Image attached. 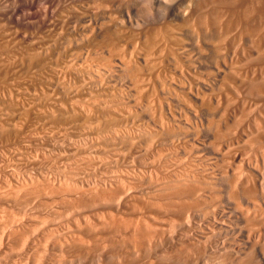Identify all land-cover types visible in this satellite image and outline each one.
<instances>
[{
    "label": "bare ground",
    "instance_id": "6f19581e",
    "mask_svg": "<svg viewBox=\"0 0 264 264\" xmlns=\"http://www.w3.org/2000/svg\"><path fill=\"white\" fill-rule=\"evenodd\" d=\"M250 1H253V0H250ZM257 1L260 2L261 0H257ZM95 2L96 1H94V3H92L93 7H95V8H92V10H90V9H88V8H90L89 7L90 4L87 5L89 2L88 3L86 2L87 3L86 4L83 0H0V154H1V151L3 152L1 154L2 156H0V190H1V192L2 191L3 192L4 191H16L18 193V192L22 191L23 193L22 192H20V193L24 194L25 193L24 191H27V193L33 194V195L38 194V193L41 194V192L42 193L44 192V195L46 194V196H44L45 199L47 198L49 200L51 198H58V202H59V199L64 201V202L62 201L63 202L62 204H64V203L66 204L67 200L72 202L74 204V207H75V214L73 211L74 209L72 210L71 208H68V209L72 210L71 213L74 215V216H72L73 219L72 220L70 219L71 221L69 220L70 222L68 220H66V221H68V223L65 224L66 222H64L65 225L64 224L59 225V223L57 226L48 225L47 222H49V221H47L46 218L49 217V215H50L49 212L51 211L48 208L49 214L48 213L46 214V216L48 215V217H46V218L44 217L45 221L39 220L40 222L42 221V223H43V224L41 223V225L39 227H42L44 225V222L47 221L46 225H48V228L46 230L44 229L45 231L42 230L43 231L42 234H38V232L39 231L41 232V230H39L37 232L34 231L38 235L32 232L33 233L32 236L34 238L36 235V239H39L41 237L42 240L46 239V241L48 240L47 242H49V243H50L49 240H51V241H53V244L56 245L55 247H57V246H60V248L63 247V249H61L62 251L64 250V248L71 246V243L72 244L77 243L78 245H80V248L82 247L84 250H87V251H89L90 249H96V248L100 247L99 243L101 242V239L99 238V241H100L98 243L99 246L96 247V245L94 244L96 248H92L93 242L91 240H86V239L84 240L83 239V236H86V235H82V234H84L83 230H84V232L92 233V232L98 231L100 228L102 230L103 227L111 226V227H113V229H115V231H114L115 233L113 231L111 232L112 235H113V233H114V235H117L116 232H118L120 227L122 228V224H124V226L126 227L125 230L126 229L129 230V228H130L131 232L133 231V235L132 234H130V235L132 236L133 242H135L137 244V242L140 241L137 232L142 227L141 222H143L142 224L145 225L144 228L146 229V232L143 233L145 239L151 240V239L155 238L156 234H157L156 230L158 229V232H159V230H161V231H170L171 233H173L172 235H174V238L170 239L171 234H169L167 236L169 237L170 242L175 244V248H176V244L178 246V245H182V244L185 245L186 243H188V245H189V243L195 244L199 248H200V246H202L204 248L205 254H204V257H202V260L198 261L199 264H210L211 261L217 256H221L223 254H224V256H225V254H226V256H228L227 253H229V252L235 253L236 251H239V250H237L239 247L237 248L235 245L240 246L241 245L240 243H242V242L238 241V242H240L239 243L240 245H238L237 242L235 244L233 241H231V240H233V238L231 240H229L230 238L227 239L228 237H230V235H228V237L226 236L227 238H225L223 236V232H222L223 229L221 227L223 225L222 220L224 219L223 215H226L227 213L224 214L223 210L220 212V211H217L215 209L206 210L203 213V215L199 214V212L196 213V211H198V209L200 208V206L203 203H205V204L207 203L206 201H208L209 194H212V192H209V191L210 190L212 191V189L214 187L213 184L216 183V182H214L215 179L217 178L216 175L217 174L219 175V173H216L217 169H214L213 166L210 164V162L212 161V158L207 156L206 154H204V147L207 146L208 144L205 145V142H201V141H199V142L192 141L191 139L188 138L189 137L188 136L187 138L179 140L178 142H174V141L170 142L171 145L169 146L167 143V139H168V137L171 138L170 136H172L171 134L173 133L172 129H175V127L172 128V126H171L172 122L163 119V120H161V122H158L159 120L157 121V123H155L156 121L153 122V124H154L153 126H146L147 124L144 125V123L141 122V119L139 120V117L141 115L138 114L137 112H135L136 110L132 109V105L130 104L131 101L129 102V99H128V98H130L128 96V94H126L122 90H118V88L113 85V82H112V84L107 83V79L109 77L110 78L112 77V78H114L113 80H115V77H118V76L122 77V75H124L126 78L129 79L128 83H129L130 90L134 91L135 92L134 94H136L135 95L136 98L135 97L134 98L136 99L137 104L144 103L148 106V108L149 107L151 108L153 106H157L159 104L160 101L158 100L159 98L157 97L156 102H157V100L159 102H158V104L155 105V99L153 100L150 98V92L149 91H150V89L154 88V81H157L156 79L160 78L159 76H161V71H162L161 68H164L165 61L168 59L165 58L166 55L164 57L166 60L163 58H160V55L162 53L159 55L157 53V51H158L157 48L158 47L160 48L162 46L161 41L159 40L160 44L158 42L156 44V41H154L153 36L149 35L151 33L147 34V32L149 30L146 32L147 28L143 29L145 27H148L151 24V22H150V24H149V22H146L144 24H142V23L140 24V22L139 23L137 22V24L134 25L133 22L131 21V19L126 20L124 17H122L123 19L116 17L117 13H115L114 11H113L114 12L113 13L109 9V7H111V5L109 4L110 1H109V3L108 2L105 3L106 2L105 0H103V1L100 0L99 2H101V3L97 2V3H99L98 5ZM102 2L105 3L104 4L105 6L103 5V7H105V8H103L101 6ZM142 2H144V4L141 5V6L144 5L143 11L146 9L145 6L148 9V6L152 5V4H157L161 8L160 9L161 12L163 9L165 11L166 9L168 10V8L169 9H173V8L175 9V7L178 6L177 5L178 0H144ZM207 2H203V3H207ZM223 2L225 3L224 0H223ZM232 2L233 1L231 0L230 3H232ZM210 3L213 4V1H210ZM217 3H219V2H217ZM236 3H238V2H235V4ZM247 3L248 2H246V6L248 7ZM253 3L254 2H252L251 5H253ZM112 4H113V2H112ZM125 4H123V5H125ZM256 4L258 6L257 2H256ZM226 5H227V2H226ZM259 5H260V3H259ZM261 5H263V4H261ZM195 6H194V8H195ZM235 6H237V5H235ZM61 7L62 8L64 7L63 10ZM199 7H201V6H199ZM221 7H223V5ZM251 7H253V6H251ZM258 7H257V9H258ZM194 8L190 4V6L188 8L186 7V9L180 11L178 13L179 15H177V16H180V18L181 17L182 18H189L190 16H194L195 15L194 12L199 10V9H196V8H198V7H196L195 8L196 10H194V12H193ZM240 8H242V7H240ZM101 9L107 10V13H108L107 18H109V19L107 20V22L105 21L106 22L105 24L103 23L102 26L99 27L100 31L98 33L94 32V30L97 29V28H95L93 30V34L91 37H87V35H86V37H87L86 40H88V38H90L88 42L86 41L87 43L86 42L81 43V41L75 39L74 33H72V35L74 34V36H72V38L73 37L74 38L72 40H70V38H69L70 32H69L68 33L69 40H66L67 42H65L67 45L63 47L62 44H60L62 46V48H61V46H58V43H61L58 41H60L62 39H63L62 42L65 41L64 38H65V36H67L66 33L68 31H70L71 29H73L76 32L80 31L79 30L80 25H77V22H78V20H80V18H83L87 15H90V13H93L94 11H96V12H94V15H95V13L97 14L98 12H100ZM147 9H146V11H147ZM149 9L151 10V8H149ZM211 9H213V8H211ZM215 9L217 10V8H215ZM215 9H214V11L216 12ZM233 9H231V10H233ZM260 9H262V8H260ZM260 9L258 11H260ZM127 10H129V8ZM221 10H223V8ZM243 10H244V8H243ZM245 10H247V8ZM255 10H252V11H255ZM262 10H264V9H262ZM168 11H166V12H168ZM199 12H198V14H199ZM218 12H220V11H218ZM107 13L105 12V14H107ZM151 13H152V10H151ZM151 13H149V14L151 15ZM246 13H247V11H246ZM246 13L245 14L243 13V15H246ZM252 13H254V12H252ZM263 13H264V11H263ZM263 13L261 12L260 14H263ZM114 14H116V15H114ZM206 14L208 15V12ZM97 15H95V17ZM230 15H231V13H230ZM226 16H229V14H227ZM231 16H233V15H231ZM246 16H244L245 19H246ZM251 16L252 15H250L249 17H251ZM199 17H200V15H199ZM191 18H193V17H191ZM229 18H227V19L229 20ZM247 18H248V16H247ZM214 19H215V21L213 20L214 22H217V23L219 22V21H217L218 17H217V19L214 17ZM239 19H241V17ZM245 19L242 21H246ZM252 19H250V20H252ZM254 19H256V18H254ZM96 20H97V18H96ZM206 20H205V22H208ZM187 21H188V23H190L188 19H187ZM235 21L237 22L239 20H235ZM242 21L237 22L235 24H230V25L228 24V26L226 27V29L223 32H222V29L220 30L221 36L222 35L228 36L230 34L229 32L231 31V29H233L234 27L237 28L236 30L238 31L241 27ZM39 22L42 24H40ZM220 22H221V19H220ZM231 22H233V21L231 20ZM246 22H248V20ZM259 22H261V21H259ZM213 23L211 22V24H213ZM35 24L42 25L41 26L42 31L39 33V31L37 30L38 33L31 34V33L35 32L37 28L32 27V28H35V31H34V29H30V30H32V31H30V30H28L30 28L29 25L35 26ZM128 24H131L134 28L136 26L135 29H139L141 31L145 30V31L141 32V34L138 31L139 35L137 34L138 36L135 37L134 40H133V37H134L133 35L135 34V32L132 31V35H131V36H133V37H131L132 40H131V38L128 37L131 33L128 36L126 35L128 37V39H127L126 37L123 36L124 34L122 32L127 27H130V26H128ZM199 24H200V22H199ZM222 24H223V22H222ZM225 24H227V23L225 22ZM248 24H249V22H248ZM251 24L254 25V22H252ZM261 24L262 23H260V26H258V29L257 28H256V30L253 29V33L249 28L250 25H249V27L247 26L249 28V30L247 28L248 32L250 33V31H251L253 36H254V34H257V37L259 35L260 38H261V36L264 38V35H263L264 31L261 30V28H262ZM203 25H205V23H203ZM206 25H207L206 27L209 28L208 24H206ZM218 25H219V23L213 24V26L214 27L216 26L219 30ZM224 25H223V27H225ZM245 25H246V23H245ZM257 25H259V24H257ZM25 26H27V28L28 27L29 28L27 29ZM153 26H152V28H153ZM159 26L161 27V25H159ZM23 27L25 28V30L27 29V31L31 32V33L28 34L27 31H23L24 30ZM169 27L170 26L168 25V28ZM212 27L210 26V28H212ZM254 27H256V26H254ZM259 27H261V28H259ZM39 28H40V26H39ZM149 28H151V27H149ZM161 28H159V29H161ZM165 28H167V27L164 26L163 29H165ZM195 28H196V26L193 29H195ZM203 28H204V26H203ZM159 29L156 30V31H158L157 32L158 34L161 33V32L159 33ZM171 29H173V28H171ZM191 29H192V26H191ZM200 29L202 30V27H200ZM196 30H195V32H197ZM215 30H217V29H215ZM244 30H246V29L244 28ZM244 30H242L241 33H243ZM156 31H155V33H153V35L157 34ZM165 31H168V30L165 29ZM165 31H163V32H165ZM170 31H169V33L168 32H165V33L172 34V36H174L175 33L173 34V32L172 31L170 32ZM176 31L178 32L179 30H176ZM199 31L196 33V36L198 33H200ZM205 31H206V29H205ZM207 31L209 33L210 29H208ZM260 31H263V32H260ZM152 32H153V29H152ZM163 32L161 34H163V37H164L165 35ZM236 32H234V34ZM248 32H246V33H248ZM181 33H179V34H181ZM201 33H203V32H201ZM201 33H200V35H201ZM213 33H214V31H213ZM241 33H239V35H241ZM249 33L247 35L248 37H249ZM78 34H79V32H78ZM84 34H85V32H84ZM158 34L156 35L157 37H158ZM244 34H242V35H244ZM206 35L208 36V34H206ZM216 35H218V34L216 33ZM89 36H90V34H89ZM156 36H155V38H157ZM172 36H171V38H172ZM210 36H212V35H210ZM151 37H152V39H151ZM165 38L167 40H169L168 39L169 36H167V37L165 36ZM173 38L175 39V37H173ZM205 38L206 37H204V39ZM209 38H211V37H209ZM219 38H221L220 40L223 39L222 37H220V35H219ZM228 38H230V36ZM254 38H256V37H254ZM263 38H262V40H264ZM82 39H84V37ZM167 40H164V42L165 41L167 42ZM210 40H212V38ZM214 40H215V38H214ZM223 40H226V39L224 38ZM258 40H260V39H258ZM170 41H172V40H170ZM216 41H218V39ZM182 42H180L181 43L180 45L185 44V43L183 44ZM224 42H226V41H224ZM162 43H163V41H162ZM176 43H174V44H176ZM178 43H179V41H178ZM206 43H209V42L207 41ZM220 43H222V42H220ZM169 44H170V42H169ZM225 44L226 43H224V45ZM255 44H256V42H255ZM255 44H254V46H253L254 48L252 50L259 47L256 45V48H255ZM262 44H263V42H262ZM63 45H65V44H63ZM167 45L168 44H166V46ZM215 45H216V43H215ZM234 45H235V43H234ZM166 46H164V47H166ZM231 46H232V48L234 47L233 45H230L229 47H231ZM164 47H162V48H164ZM179 47H181V46H179ZM218 47H220V46H218ZM225 47L227 48V46H225ZM225 47H223L222 49L224 50ZM260 47L262 50L263 46L261 45ZM171 48H173L172 45H171ZM184 48H186V47H184ZM213 48H215L214 45H213ZM234 48H236V45ZM61 49H63V50H61ZM176 50H177V48H176ZM183 50L186 52V49H183ZM165 51H167V50H165ZM217 51H219V50L218 49L215 50V52H217ZM167 52H169V51H167ZM167 52H166V54H167ZM170 52L172 53V51H170ZM180 52H183V51L180 50ZM227 52H225V53H227ZM242 52H244V49L242 50ZM242 52H238V53H242ZM254 52H256V50ZM173 53H176V52H173ZM222 53H224V51ZM244 53H242V54H244ZM168 54H170V53H168ZM183 54H181V55L183 56ZM255 54L257 55V53H255ZM259 54H262V53H259ZM259 54L257 55L258 57H260ZM174 55H176V54H174ZM227 55H228V53H227ZM237 55H241V54H237ZM171 56H173V54ZM178 56H179V53H178ZM188 56L190 58V55H188ZM221 56H224V55L221 54ZM242 56H244V55H242ZM242 56H241V58L238 56V58L246 59L245 57L242 58ZM224 57L226 58V56H224ZM253 57L255 58V56H253ZM253 57H250V58H253ZM262 57L264 59V56H261L260 58H262ZM171 58H173V57H171ZM179 58H180V56H179ZM185 58H186V56H185ZM237 59L234 58V60H237ZM255 60H257V58ZM173 61L175 62L176 60H173ZM221 61H223V60H221ZM231 61H233V59ZM189 62L191 63L192 61L190 60ZM189 62H188V64H189ZM176 63L177 62L174 63V66ZM182 63H185V62H182ZM229 63H231V62H229ZM233 63H234V61H233ZM221 64L222 63H220V65ZM231 64H229L228 66H230L231 69L233 70L234 67L232 68ZM239 64L243 65V62L242 63L239 62ZM239 64L237 63V65H239ZM217 65H219V64H217ZM234 65L236 66V64H234ZM174 66L171 68L175 69L176 66L175 67ZM185 66L186 65H184V70L183 69H182V71L180 70L181 71L180 75H183V77L185 76V78H187L186 76L190 77L188 79H190L191 83H192V79L196 82L204 81V78L201 76L202 74L199 75V73H197L196 71L191 70L190 68H192V67H190V68L187 67L185 69ZM181 67L183 68V66H181ZM196 67H197V64H196ZM230 67L228 69V72L230 71ZM262 68H264V67H262ZM193 69L195 70L196 68L194 67ZM217 69H218V67H217ZM220 69H222V68H220ZM253 69H254V67H253ZM175 70H174V73H175ZM256 70H257V68H256ZM203 71L200 70V73ZM220 71L218 70V72H220ZM257 71H259V68ZM257 71L254 70L253 72H250V73H248L246 71L244 74L241 72V70H238V68L237 69L235 68V70L233 72L231 71L233 73L232 76L235 79H238V82H242L241 83L242 84L241 89L243 90V92L241 91L242 93H240V91H236L237 85L235 84L236 86L234 89V91H235L234 95L237 92H239V93H237L238 94L237 98L234 96L236 98V100H232L231 98H229L228 94H226V92L225 93L222 92L221 88H219V87L218 88L220 89V93L219 92L216 93L217 90L215 91L216 94H215L214 98L217 100V103L221 106H226L227 108H228V105L230 104V111H229V113L228 112L227 113L230 114L232 112L231 116L234 118V120H233L234 123H235V121H239V124H240V125L238 124L239 129L237 128L236 131H233L227 135L226 134L224 135L223 134L224 132L222 133L223 135H221L219 133V132H222V131H219L221 129L220 127H219L220 128L219 130L218 129H217V131L214 130L217 132L216 135H215V132L212 133V134H214L213 137H215V139L217 138L218 141L215 140L217 142L222 143V140L223 139L226 140L228 135H231L232 141L235 140V142H232V143H230L231 142L230 141L228 143L226 142L227 144L225 143L224 145H222V144H219L220 146L216 145V148L219 147V153L222 154V156H223V159H222L223 168L221 167L222 170H219L220 168L218 170L221 172V174H227L228 175L230 173H233V175L235 176L234 180H236L233 183L235 188L236 187L238 188V184L240 185L241 183L244 182V181L242 182L243 177H245L248 174V172L251 173L252 169L254 170V174H255V171L259 167V165H258V167L256 165V168L254 167L255 165L254 166L252 165V163H253L252 161L257 158V155H254L252 152H253V150H257V149H258L257 151L260 152L262 150V148L259 147L260 145H258V144H262L264 142V114L261 112V110L257 111V109H259V108H257L259 105L256 107V105L258 103H254L253 101H251V99H249V98L253 97L251 95H256V97L257 96L259 97L260 93H262L264 90V74L260 73V71L259 72H257ZM205 72H203V73H205ZM214 72L217 73L216 70ZM214 72H212V73H214ZM221 72H223V71H221ZM256 72L259 74V76L256 74ZM212 73H210V74H212ZM225 73H227V72H225ZM175 74H177V73H175ZM227 74H229V73H227ZM231 74H230V76H231ZM172 77L173 76H170V78L173 80ZM178 77H180V76H178ZM227 77H229V76L227 75ZM225 78H226V76H225ZM225 78L224 79L222 78L220 80H222V81L227 80V78L226 79ZM234 78H232V79H234ZM181 79L183 80V78H181ZM174 80H175V76H174ZM228 80H230V79L228 78ZM187 81L189 82V80H187ZM231 81H234V80H231ZM108 82H109V80H108ZM165 82H164V84L167 86V84ZM173 83H175V81ZM183 83H182V86H183ZM191 83H189V84H191ZM208 83L209 82H207V84ZM220 83H221V81H220ZM224 83H225V81H224ZM224 83H223V86L224 87H225V85L227 86L226 83H228V82H226L225 85H224ZM164 84H162L163 87H165ZM194 84L196 85V83H194ZM207 84H205V85H207ZM213 84H215V83H213ZM213 84H212V86H213ZM162 85H160V86L162 87ZM198 85L199 84L197 83V86ZM230 85L233 86L232 83H230ZM243 85H244V87H243ZM125 86H127V85H125ZM180 86H181V84H180ZM220 86H222V84ZM199 87L201 88L200 85H199ZM246 87H247V90H246ZM165 88L162 89V93L165 92ZM230 88H232V87H230ZM233 88H234V86H233ZM233 88L230 90H233ZM121 89H122V86H121ZM237 89H238V87H237ZM167 90H169L168 87H167ZM210 91H212V93H213V90H210ZM178 92H179V90H178ZM159 94L157 96H159ZM202 94H203V96L205 95L204 93H202ZM208 94H209V92H208ZM248 94L251 97H248ZM209 96H210V94H209ZM163 97H164V95H163ZM182 97L184 99V96H182ZM203 98H202V100H204ZM206 98L207 97H205V101H207ZM253 98H255V96ZM135 99H134L133 105L135 104ZM211 99L212 98H210V99L208 98V100H210V102L214 101L213 99L212 100ZM263 99H264V97H263ZM161 102H163V101H161ZM185 103H187V102H185ZM215 104H216L215 102H214V104L212 102V105H214V107H215ZM218 104H216V107L219 106ZM254 104H256V105H254ZM210 105H211V103H210ZM161 106L160 107L162 109L164 104ZM187 106H188V104H187ZM254 106L256 107V109L254 108ZM157 107L159 108V106H157ZM259 107H261V106H259ZM195 108L197 109L196 106H195ZM201 108H202V106H201ZM204 108L207 109L206 107H204ZM212 108H213V106L211 107V109ZM159 109H156V110L159 111ZM161 109H160V112H161ZM193 109H194V107H193ZM174 110H175V108H174ZM224 110H225V108H223V111ZM248 110L250 111L249 114L247 116H245V119H241L242 113L245 111H247L246 113H248ZM146 111L148 112L147 109H146ZM146 111H145V113H146ZM157 111H156V113H157ZM223 111L221 113H223ZM193 112H195V109L193 110ZM225 112H226V110H225ZM203 113H205V112H203ZM227 113H225L226 115H224V116L229 117V115ZM141 114H142V111H141ZM212 114H213V112H212ZM154 115H155V112H154ZM175 116H176V114H175ZM214 116H216V115H214ZM151 117H152V115H151ZM184 117H185V115L183 116V118ZM153 118L154 117H152L151 119H153ZM177 118H178V116H177ZM180 118H182V117H180ZM212 118H214V117H212ZM156 119H158V118H156ZM185 119H187V118H185ZM229 119H228V121H229ZM180 121H181V119L179 120V123H180ZM245 121H246V123H244ZM188 122H190V121H188ZM188 122L186 121V123H188ZM230 122L232 123L231 120H230ZM230 122L229 123L227 122V124H230ZM224 123H226V121H224ZM203 124H205V123H203ZM210 124L212 125L213 123H210ZM210 124L208 123V125H210ZM181 126H182V124H181ZM185 126L186 125H184L183 127L185 128ZM201 127H202V125H201ZM215 128H217V125H215L214 129ZM227 128H226V130H227ZM178 129H180V128H178ZM192 129L194 130L195 128H192ZM203 129L204 128H202V130ZM222 129H223V127H222ZM183 130H182V132H183ZM189 130L187 129L186 131L188 132ZM223 130H225V129H223ZM200 132L198 133V135L200 134ZM209 132H211V131H209ZM175 133H177V131ZM196 133H197V131H196ZM195 138L197 139V137H194L193 139H195ZM242 139L245 140L244 145H243V143L240 142L243 146L238 143V141H240ZM212 141H214V139H212ZM224 142L225 141H223V143ZM233 143L236 145H234ZM213 144H215V143L213 142ZM167 145L169 147H167ZM211 146H212V144H211ZM205 150H206V148H205ZM250 150H252V151H250ZM257 151H255V154L259 153ZM262 152H264V149L262 150ZM262 152L259 154L264 156V153H262ZM217 153L218 152L216 151V154ZM219 153H218V155H219ZM251 153L254 156H256V158H254V156L251 157ZM222 156H221V158H222ZM215 158H217V156ZM218 165H220V164H218ZM248 169H251V171H248ZM149 171L153 172V173L148 174V176H150L151 174H153V176L151 175L150 178L148 179L147 178L148 176H147V174H145V172L149 173ZM259 171H261V169ZM256 172H258V171H256ZM261 175L264 177L263 172L261 173ZM251 176H252V174H251ZM248 178L247 177L245 178V180L247 179L246 182L248 181ZM252 178H253V176H252ZM217 181H219V180H217ZM253 181H255V180H253ZM262 181L263 182H261V183H264L263 179H262ZM147 182H149L151 184L154 191H152V188L148 186V189L151 188L150 190L152 192L148 191L149 194L146 193V194H148L146 196L140 195L141 193L139 191L141 190L142 186ZM249 182L250 181H248V183ZM251 184H253V183H251ZM256 185H255V182H254V185H252L253 191L250 190V192L252 194H255L257 192L256 188H258V191H259V186L257 185V187H256ZM241 186H244V185L242 184ZM245 186H247V183ZM263 187H264V185L262 186V189H261V191L263 190L262 191L263 194H261L262 195L261 197H263V195H264V188ZM220 188H222V187H220ZM235 188L233 190H235ZM240 189H241V187H239V189H236L238 191L235 190L236 192H238L237 194H240L239 193ZM220 190L221 189H219V192H220ZM244 191L245 190H243V192ZM243 192H242V195L245 196V194H243ZM244 193L248 194V192H244ZM3 194H5V193H3ZM8 194L9 193H7L6 195H8ZM17 195H19V194H17ZM33 195L32 196L30 195V197L36 196V195L35 196H33ZM222 195H224V193ZM222 195H221V197H222ZM232 196H233V193H232ZM0 197H2V196H0ZM9 197H10V195H9ZM11 197H13V196H11ZM22 197H24V195H22L20 198H22ZM27 197H28V195L26 196L25 200L30 201V198L27 199ZM37 197H38L37 201H39L40 200L39 194L37 195ZM251 197H253V196H251ZM255 197H257V196H255ZM2 198H5V197H2ZM18 199H19V197H18ZM41 199H44V198H41ZM138 199H143V202L146 205L148 204L151 207V209L154 208L157 210L158 214H161V215H155L154 214L151 216L152 213H150V212H152V211L149 212L150 213L149 218L152 221H154V223L155 222L157 223V225L156 224L154 225L151 223L152 225L155 226L156 229L149 227V225H148L149 222L147 223L146 220H141V222L137 221L136 223L132 222L131 224L129 223L130 225L126 224L127 222H126L124 217L126 214H129L130 212L133 215L134 208H133V212L130 211L132 208L131 206H133L135 203H137ZM234 199L238 200L239 198L237 199L235 196ZM249 199L246 201L249 202ZM257 199H258V197H257ZM15 200H16V197H15ZM19 200L17 201V202H20L18 204H22L23 202H26L24 200H23V202H21L22 200L21 201H19ZM236 200H234V202ZM261 200H263V199L261 198ZM31 201H33V200L31 199ZM31 201H30V203H31ZM41 201H43V200H41ZM41 201H39V202L41 203ZM54 201L56 202V200H54ZM255 201H257V200H255ZM70 202H68V204ZM215 202H216V200H215ZM240 202H239V204H240ZM208 203H209V201H208ZM242 203H244V202H242ZM251 203L254 204L255 202L252 200ZM257 203L259 205V202H257ZM14 204H15V202H14ZM26 204H28V202H26ZM35 204H37V203H35V201H34V206H35ZM42 204H43V202H42ZM52 204L53 203H51V205ZM60 204H57V206L55 205V207L58 208L59 207L58 205H60ZM219 204L217 202V206ZM239 204L237 206H239ZM235 205H233V206L235 207ZM241 205L239 207H244ZM260 205H262V203H260ZM37 206L39 207L38 204L35 207H37ZM45 206H48V205L45 204ZM61 206L63 207L64 205H61ZM210 206L208 208H210ZM52 207H54V206L52 205ZM135 207H137V206L135 205ZM253 207L256 208V206H253ZM72 208H73V206H72ZM145 208H147V206H145ZM211 208H214V207H211ZM247 208L248 207H246V209ZM32 209H34V207L31 208L29 211H31ZM40 209H43V208H40ZM222 209H224V208H222ZM244 209H243V211H244ZM249 209H251V208H249ZM3 210L5 213V209H3ZM23 210L25 212H27L26 209H23ZM43 210L45 211V209H43ZM61 210L63 211L62 208H61ZM238 210H239V208H238ZM248 210H247V212H249ZM259 210H261V208ZM39 211L40 210H38V212ZM41 211H40V213H41ZM52 211H53V209H52ZM70 211H68V213ZM146 211H147V209H146ZM174 211L176 212V214L180 213L181 218L185 217L182 219L183 221H180V223L178 222V224H177V222L176 223L171 222L172 220L165 222L164 221V218H166L165 216H167V215L170 216L169 214H171ZM1 212L3 213V211H1ZM31 212H34V214H35V212L37 213V211H35V210H32ZM55 212L56 211L54 209V212H51V214L52 213L55 214ZM64 212H65V215L62 214L63 212L61 213L63 215L61 217H63V218H64V216L66 217V215H67L65 210H64ZM253 212H255V210ZM261 212H262V210H261ZM261 212L260 213L257 212V213L263 217V213L261 214ZM29 213L30 212H28V214ZM57 213H58V209H57ZM57 213L55 215H57ZM17 214H18V212H17ZM34 214H32V215H34ZM58 214L60 215V213H58ZM247 214L248 213H246L245 215L248 216ZM250 214H252L251 211H250L249 215ZM258 214L256 216H258ZM32 215H31V217H32ZM55 215L53 216V218L54 217L58 218L59 215H57V216H55ZM146 215H148V214H146ZM177 215H179V214H177ZM13 216H14V212H13ZM39 216L36 217L34 215V218L36 217L38 219ZM68 216L71 217L70 213H69V215H67V217ZM160 216H162V218ZM10 217H12V216H10ZM10 217L8 216V219L10 220L11 225H12V223L14 224V222H16V221H14L16 218V215H15L14 219H12V218L10 219ZM28 217H30V215H28ZM28 217H26L27 220H30V218H28ZM17 218H18V215H17ZM53 218H52V220H53ZM178 218H179V216H178ZM261 218H259V219H261ZM37 219H35V220L37 221ZM59 219L63 220L62 218H59ZM168 219H169V217H168ZM184 219H186V221H184ZM4 220H5V218H4ZM9 220L6 219L5 222L7 221L8 222L7 224H10ZM11 220H13L14 222ZM22 220L20 222H21V224L24 225L25 223H22ZM49 220L52 221L51 217ZM257 220H258V218H257ZM173 221H174V219H173ZM3 222L1 224H4ZM17 222H16V224H17L16 227L20 223V222H18V223ZM57 222H60V224H61L60 220H58V221L55 220V223H57ZM224 222H225V219H224ZM260 222H261V220H260ZM262 222H263L262 225H264V221H262ZM55 223H53V224H55ZM246 223H247V221H246ZM7 224H6V227L4 229L8 228ZM29 224H30V221H28V225H26L25 227L30 226L32 223L30 225ZM36 224H37V222H36ZM37 225L34 224L31 226V228L33 226H37ZM256 225L259 226V223ZM245 226L243 228H245ZM248 226H250V224ZM255 226H253V227H255ZM9 227H10V225H9ZM21 227H19V228H21ZM257 227H255V230ZM11 228H13V226ZM43 228H45V227H43ZM246 228H247V226H246ZM250 228H247V229L250 230ZM258 228L260 229V226ZM10 229H9V233L12 230V229L11 230ZM35 229H36V227H35ZM106 229H108V228H106ZM224 229H225V225H224ZM262 229H264V228H262ZM23 230H24V228H23ZM109 230H110V228H109ZM121 230H119V231H121ZM226 230H228V228H226ZM226 230H225V232H226ZM253 230H250L252 232L250 234L255 233V232L253 233ZM4 231H6V230H4ZM243 231H244V229H243ZM245 231H247V230H245ZM125 232H127V231H125ZM128 232H130V230ZM260 232H262V231H260ZM2 233H4V232H2ZM7 233H8V230H7ZM10 234H12V233H10ZM29 234L27 235V237L29 236ZM103 234H104V232H103ZM19 235H20V233H19ZM94 235H96V234H93L92 236L91 235L90 236L92 238H94ZM159 235L162 237L164 235V233H162V235L161 234H159ZM4 236H7V235L4 234ZM4 236H2V239ZM119 236H121V234ZM119 236H116L117 239ZM126 236H128V234ZM25 237H26V235H25ZM91 237H89V238L91 239ZM100 237H101V235H100ZM105 237L106 236H104V240H106ZM171 237H173V236H171ZM234 237L237 238V236H234ZM259 237L260 236H258L257 238L261 240L262 238L261 237L259 238ZM5 238H4V240H5ZM10 238L11 237H9V239ZM20 238L18 237V239H20ZM101 238H103V236ZM109 238H107V240ZM111 238L109 240H111ZM140 238H142V236ZM36 239H34V240H36ZM120 239H121V237H120ZM0 240H1V238H0ZM4 240H1V241H4ZM29 240H31V239H29ZM115 240H116V238H115ZM163 240H164V238H163ZM246 240H248L247 237H246ZM257 240H256V242H257ZM1 241H0V243H1ZM18 241H20V240H18ZM116 241H118V240H116ZM116 241H114V242H116ZM123 241L119 240V242H123ZM248 241H250V240H248ZM32 242H33V240H32ZM40 242L41 241H39V243ZM142 242H144V241H142ZM160 242H161V239H160ZM251 242H252V240L250 241V243ZM15 243H17V242H15ZM26 243H28V242H26ZM35 243L38 244V242H35ZM110 243H111V241L109 242V244ZM112 243H111L112 248H113V246L115 248L116 245L114 243H113L114 244L113 245ZM129 243L131 244V242H129ZM19 244H21V241ZM29 244H30V242H29ZM12 245H13V242H12ZM21 245H23V243ZM25 245H28V244H24V246ZM102 245H103V243L101 244V247H102ZM121 245H119V246H121ZM147 245H149V244H146V246ZM151 245L152 244H150V246ZM188 245L186 244L185 246H188ZM245 245H247V244H245ZM260 245H257V246L259 247ZM3 246H4V244H3ZM24 246H22V247H24ZM29 246H31V245H29ZM127 246H128V243H127ZM130 246H132V244ZM156 246H158V245H156ZM192 246H191V249H192ZM252 246H251V248H252ZM19 247H20V245H19ZM34 247H33V249H35ZM39 247H41V246H39ZM39 247H37V248L40 249ZM52 247H53V245H52ZM158 247H157V249H158ZM165 247H166V245H165ZM172 247L174 248V246H172ZM182 247H184V246H182ZM260 247H261V249L264 248V246L262 247V245ZM260 247H259V250H260ZM26 248H28V247L26 246ZM72 248H75V251H76V247H72ZM106 248H107V245H106ZM135 248H136V245H135ZM194 248H195V246H194ZM253 248H255V247H253ZM253 248L251 249V251L253 250ZM21 249L22 248H20L19 250H21ZM33 249H31V250H33ZM105 249H103V250H105ZM180 249H179V251H180ZM200 249H198V250H200ZM245 249H246V247H245ZM17 250H18V248H17ZM17 250L15 253H17ZM19 250H18V252H19ZM26 250H24V252ZM28 250H27V253H28ZM42 250L44 251L43 248H42ZM42 250H40L41 253H43ZM68 250H66V251L68 252ZM77 250H78V252H80L79 249H77ZM97 250H99V249H96V252H97ZM123 250H125V249H123ZM145 250H148V249L145 248ZM167 250H169L168 247H167ZM181 250H184V249H181ZM186 250L187 249L185 247V252H186ZM248 250H249V248H248ZM87 251H86V253H88ZM148 251H150V250H148ZM148 251H146V252H148ZM161 251H162V248H161ZM165 251H166V249H165ZM243 251L245 252V250H243ZM70 252L71 251L69 250L68 254H70V256H71ZM105 252L106 251H104V253ZM108 252H109V250L107 251V253ZM114 252H116V250ZM146 252L144 251V253H146ZM174 252H175V250H174ZM185 252H184V255H185ZM189 252H190V250H189ZM189 252H188V254H189ZM240 252H241V249H240ZM4 253L2 254V256L4 255ZM27 253H26V255H27ZM72 253H73V251H72ZM75 253H77V252H75ZM75 253H73V256H71V258L74 257ZM81 253H84V252H81ZM104 253H101V254H103L102 256H104ZM177 253H179V252H177ZM262 253H264V252H262ZM28 254H29L28 256L31 255L30 251ZM46 254H47V252H46ZM50 254L52 255L51 258L43 264H61V260H63V259H61V257L62 256L64 257V255H65V254H63L62 256H61V254L59 255L58 251L56 252V250H53L52 253H50ZM68 254H66V257L69 256ZM112 254H113V252H112ZM116 254H118V253H116ZM160 254H161V252H160ZM165 254H166V252L164 253V256H167V254L166 255ZM192 254L190 256L194 255V254L193 255ZM195 254L198 255V253H195ZM245 254H247V253H245ZM77 255H78V253H77ZM113 255L116 256L115 254H113ZM173 255L175 256L177 254L173 253ZM257 255H258V253H257ZM263 255L264 254H262V256ZM28 256H26V257H28ZM84 256L86 257V254ZM94 256H96V255H94ZM99 256H100V254H99ZM120 256H121V254H120ZM154 256H156V255H154ZM160 256H162V255H160ZM164 256H163V258H164ZM180 256H182L181 253H180ZM186 256H187V254H186ZM188 256L186 257L187 259H188ZM242 256H240V257L243 258L245 255L243 257ZM247 256H248V254H247ZM78 257H79V255H78ZM123 257H124V255H123ZM170 257H171V254H170ZM195 257H196V255H195ZM195 257L194 258L190 257L189 261L191 258H193V260H194ZM248 257H250V255ZM5 258H7V257H5ZM35 258H37V257H35ZM46 258H48V257H46ZM124 258H126V257H124ZM159 258H161V257H159ZM167 258H169V257H167ZM100 259H101V256H100ZM118 259H120V258H118ZM129 259H131V258H129ZM171 259H174V258H171ZM171 259H168V260H171ZM187 259H186V261H187ZM215 259H216V261H219V259L218 260H217V258H215ZM223 259H224V257L222 256V260L221 259L220 260L224 261ZM230 259H232V258H230ZM258 259H260V258H258ZM20 260H22V259H20ZM24 260H27V259H24ZM28 260H30V259H28ZM176 260H178V259H176ZM232 260H234V259H232ZM245 260H246V258H245ZM68 261H71V263L73 264L72 260H68ZM124 261H125V259H124ZM183 261H185V260H183ZM213 261H215V260H213ZM228 261H231V260H228ZM33 262L31 264H34ZM147 262L148 261H146V263ZM167 262H169V261H167ZM27 263H29V262H27ZM110 263H112V262H110ZM16 264H18V262ZM35 264H36V262H35ZM118 264H120V261ZM219 264H222V263H219ZM234 264H236V263H234Z\"/></svg>",
    "mask_w": 264,
    "mask_h": 264
},
{
    "label": "rangeland",
    "instance_id": "374dc122",
    "mask_svg": "<svg viewBox=\"0 0 264 264\" xmlns=\"http://www.w3.org/2000/svg\"><path fill=\"white\" fill-rule=\"evenodd\" d=\"M85 3L87 2H89L87 5H89V7L90 8H88V9H90V10H92V8H95V7H93V4L92 3H94V1H96L95 3L98 5L99 3H101V2H99L98 0H83ZM103 1V0H102ZM106 2L105 3H109V1H110V5H111V7H109V9L113 12H115V13H117V15L116 14H114V15H116V17H118V18H120V19H123L122 17H124L126 20H128V19H131V21L133 22V24L135 25V24H137V22L139 23L140 22V24L142 23V24H144V23H146V22H149V24H150V22H151V24L148 26V27H145V28H143V29H146V32H147V34L148 33H151V34H149V35H151V36H153V39H154V41H156V44H157V42L160 44V41H161V44H162V46L159 48H157V53H158V55L159 54H161L160 55V58H163V59H168V60H164L165 61V65H164V68H161V76H159L160 78L159 79H156L157 81H154V88L153 89H150V98L151 99H155V105L156 104H158V102L160 101H163V102H159V104L157 105V106H159V108L161 109V105H163L164 104V106H163V108L161 109V112H160V109L157 107V106H153V107H149L148 108V106L146 105V104H144V103H142V104H137L136 103V94H134L135 92L134 91H132V90H130V88H129V83H128V81H129V79L128 78H126L124 75H122V77H120V76H118V77H115V80H113L114 78H108L107 79V83L108 84H112V82H113V85L114 86H116L117 88H118V90H122V91H124L126 94H128V96L130 97V98H128L129 99V102H130V104L132 105V109L133 110H136L135 112H137L138 114H140L141 116L139 117V120L141 119V122H143L144 123V125H146V126H153L154 124H153V122H155V123H157V121L158 122H161V120H168V121H171L172 122V124H171V126H172V128H174L175 127V129H172L173 130V133L171 134L172 136H170L171 138H169L168 137V139H167V143H168V145L170 146L171 145V143L170 142H178L179 140H182V139H185V138H187L188 136V138L189 139H191L192 141H196V142H199V141H201V142H205V145H207V146H205L204 147V154H206L207 156H209V157H211L212 158V163L210 162V164L213 166V168L214 169H217L216 170V173H219V175L217 174L216 176H217V178L215 179V181L214 182H216L215 184H213V189H212V191L210 190L209 192H212V194H209V198H208V201H209V203H208V201H206L207 203L205 204V203H203L201 206H200V208L198 209V211H196V213H198L199 212V214H201V215H203V213L206 211V210H211V209H215V210H217V211H222L223 210V212H224V214H226V215H223V218L225 219V222H224V219L222 220L223 221V225L221 226L222 227V232H223V236L225 237V238H227L228 237V235H230V237H228L227 239H229V240H231L232 238H233V240H231V241H233L235 244H236V242H237V244L238 245H240V246H237V245H235L238 249L237 250H239V251H236L235 253H227V255L228 256H226V254H225V256H224V254L223 255H221V256H217V257H215V258H217V260L219 259V261H216V259L214 258L213 260H215V261H211V263L212 264H219V263H222V264H234V263H236V264H264V255L262 256V254H264V253H262V252H264V248L263 249H261V245H262V247L264 246V229H262V228H264V225H262V221H264V195H263V197H261L262 195L261 194H263V190L261 191V189H262V186L264 185V183H261V182H263L262 181V179L264 180V177L261 175V173L263 172V175H264V156L263 155H261V154H259V153H261L262 152V150L264 149V142L262 143V144H258V145H260L259 147H261L262 148V150L259 152V151H257V150H253V154L254 155H257V158H256V156H254L252 153H251V157L252 156H254V158H256V159H252L253 161V163H252V165L256 168V165H257V167H258V165H259V167L256 169V171H258V172H256L255 171V174H254V170L252 169V172L250 173V172H248V176L246 175L245 177H243V179H242V182L243 183H241L240 185L238 184V188L236 187H234V181H236V180H234V178H235V176L233 175V173H230V174H221V172L219 171V170H222V168H223V161H222V159H223V156H222V154H220L219 153V147L218 148H216V145H219V144H222V145H224L226 142L228 143V142H230V143H232V142H235V140H233L232 141V139H231V135H228V137L226 138V140H222V143L221 142H217L218 140H217V138L215 139V137H213L214 136V134H212V133H214L215 132V135L217 134V129L219 130L220 128V130L219 131H222V132H219L221 135H227V134H229V133H231V132H233V131H236V129L238 128L239 129V121H235V123H234V118L231 116L232 115V112L230 113V114H228L229 113V111H230V104L228 105V108L226 107V106H221V105H219L218 103H217V100L214 98L215 97V94L216 93H220V89L219 88H221V91L222 92H226V94H228V96H229V98H231L232 100H236V98L238 97V94L237 93H239V92H237L235 95H234V93H235V91H234V89H235V86H236V91H240V93H242L243 92V90L241 89L242 88V82H238V79H235L232 75H233V71L235 70V68L237 69L238 68V70H241V72L244 74L246 71L248 72V73H250V72H253L254 70L255 71H257L258 70V68H259V71H260V73H263L264 74V68H262V67H264V59H263V57L262 58H260L261 56H264V40H262V36H261V38H260V36L258 35V37H257V34H254V36L252 35V33H253V29H255L256 30V28L258 29V26H260V23H262L261 24V27H259V28H261V30H263L264 31V13H263V11L264 10H262V9H264V0H261L260 2H258L257 0H253V1H250V0H232L233 2L232 3H230V1L231 0H224L225 1V3L223 2V0H178V3H177V5L178 6H176L175 7V9L173 8V9H169L168 8V10L166 9L165 11H164V9L162 10V12L160 11V7L157 5V4H152V5H149L148 6V9H147V7L145 6V8L147 9V11H146V9L143 11V8H144V5L143 6H141L142 4H144V2H142V1H144V0H105ZM123 1V2H122ZM127 1V2H126ZM200 1V2H199ZM208 1V2H207ZM210 1H213V4L212 3H210ZM97 2H99V3H97ZM112 2H113V4H112ZM203 2H207V3H203ZM215 2V3H214ZM217 2H219V3H217ZM223 2V3H222ZM226 2H227V5H226ZM235 2H238V3H236L235 4ZM246 2H248L247 3V5H248V7L246 6ZM252 2H254L253 3V5H251V3ZM256 2L258 3V6H257V4H256ZM104 2H102V7H103V5L105 4ZM126 3V4H125ZM221 3V4H220ZM234 3V4H233ZM259 3H260V5H259ZM67 4V3H66ZM95 4V5H96ZM123 4H125V5H123ZM190 4L192 5V7L194 8V6H195V8L196 7H198V8H196V9H199V10H197L198 12H199V14H198V12L197 11H195L194 12V10H196L195 8L193 9V12H194V14L196 15H194V16H190L189 18H180V16H177V15H179L178 13L180 12V11H182V10H184V9H186V7L188 8L189 6H190ZM232 4V5H231ZM261 4H263V5H261ZM99 5V6H100ZM107 5V4H106ZM188 5V6H187ZM206 5V6H205ZM210 7H209V6ZM212 5V6H211ZM218 7H217V6ZM223 5V7H221ZM235 5H237V6H235ZM240 5V6H239ZM246 7H245V6ZM256 5V6H255ZM67 6V5H66ZM105 6V5H104ZM141 6V7H140ZM199 6H201V7H199ZM228 6V7H227ZM232 6V7H231ZM250 6V7H249ZM251 6H253V7H251ZM179 7V8H178ZM208 7V8H207ZM220 7V8H219ZM229 9H227V8ZM240 7H242V8H240ZM257 7H258V9H257ZM62 8V7H61ZM64 8V7H63ZM63 8H62V10H63ZM103 8H105V7H103ZM102 8V9H103ZM112 8V9H111ZM114 8V9H113ZM129 8V10H127ZM149 8H151V10H152V13H151V10L149 9ZM178 8V9H177ZM202 8V9H201ZM211 8H213V9H211ZM215 8H217V10L215 9ZM223 8V10H221ZM226 8V9H225ZM233 9V10H231V9ZM238 8V9H237ZM243 8H244V10H243ZM247 8V10H245ZM260 8H262V9H260ZM100 10V12H98L97 14L95 13V15H97L96 17H95V15H94V12H96V11H94L93 13H90V15H87V16H85V17H83V18H80V20H78V22H77V25H80L79 26V30L80 31H78L79 32V34H78V32H76V31H74L73 29H71L70 31H68L67 33H66V35L67 36H65V38H64V40L65 41H63L62 42V40H60V41H58V42H61V43H58V46H61L60 44H62V46L64 47V46H66L67 44L65 43V42H67L66 40H69V38H70V40H72L74 37H75V39H77V40H79V41H81V43H85L86 41L88 42L89 41V39L90 38H88V40H86L87 39V37H91L92 36V34H93V30L95 29V28H97V29H95L94 30V32H96V33H98L99 31H100V29H99V27H101L102 26V24L104 23H106L107 22V20L109 19V18H107L108 17V13H107V10ZM214 9L216 10V12L214 11ZM256 9V10H255ZM260 9V11H258ZM177 10V11H176ZM212 10V11H211ZM226 10V11H225ZM240 10V11H239ZM252 10H255V11H252V12H254V13H252L251 11ZM104 11V12H103ZM119 11V12H118ZM128 11V12H127ZM150 11V12H149ZM166 11H168V12H166ZM172 13H171V12ZM218 11H220V12H218ZM246 11H247V13H246ZM105 12L107 13V14H105ZM113 12V13H114ZM130 12V13H129ZM145 14H144V13ZM161 12V13H160ZM164 12V13H163ZM166 12V13H165ZM175 12V13H174ZM192 12V13H193ZM197 12V13H196ZM208 12V15L206 14ZM210 12V13H209ZM228 12V13H227ZM251 12V13H250ZM263 13V14H260V13ZM101 13V14H100ZM103 13V14H102ZM130 15H129V14ZM149 13H151V15L153 16H151ZM158 13V14H157ZM201 13V14H200ZM224 13V14H223ZM230 13H231V15H233V16H231L230 15ZM243 13L245 14L246 13V15L248 16V18H247V16L246 15H243ZM205 14V15H204ZM210 14V15H209ZM227 14H229V16H226ZM235 14V15H234ZM192 15V14H191ZM199 15H200V17H199ZM214 15V16H213ZM217 15V16H216ZM219 15V16H218ZM222 15V16H221ZM238 15V16H237ZM243 15V16H242ZM250 15H252L251 17H249ZM254 15V16H253ZM91 16V17H90ZM131 18H130V17ZM148 16V17H147ZM203 18H202V17ZM205 16V17H204ZM231 16V17H230ZM244 16H246V19H245V17ZM95 17V18H94ZM145 17V18H144ZM150 17V18H149ZM152 17V18H151ZM179 17V18H178ZM191 17H193V18H191ZM211 17V18H210ZM214 17L217 19V17H218V20L217 21H219L218 23H219V25H218V27H219V30H218V28L216 27H214L213 26V24H218L217 22H214L215 21V19H214ZM222 17V18H221ZM229 18V20L226 18ZM241 17V19H239ZM263 17V18H262ZM96 18H97V20H96ZM149 18V19H148ZM205 18V19H204ZM210 20H209V19ZM221 19V22H220V19ZM224 18V19H223ZM243 18V19H242ZM253 18V19H252ZM254 18H256V19H254ZM91 19V20H90ZM151 19V20H150ZM187 19L189 20V22L190 23H188V21H187ZM207 19V20H206ZM212 19V20H211ZM234 19V20H233ZM248 20V22H249V24H248V22H246V21H242V20ZM250 19H252V20H250ZM258 19V20H257ZM262 19V20H261ZM148 20V21H147ZM205 20L206 21H208V22H205ZM214 20V21H213ZM225 20V21H224ZM229 22H228V21ZM231 20L233 21V22H231ZM235 20H239V21H237V22H241L242 21V24H241V27H240V29L237 31L236 29L237 28H235L234 26V28L233 29H231V31L233 32H229L228 34V36L226 37L225 35H222L221 36V34H220V30L222 29V32L226 29V27L228 26V24L230 25V24H235V23H237ZM241 20V21H240ZM254 20V21H253ZM90 21V22H89ZM92 21V22H91ZM106 21V22H105ZM165 21V22H164ZM235 21V22H234ZM259 21H261V22H259ZM102 22V23H101ZM153 22V23H152ZM199 22H200V24H199ZM211 22L213 23V24H211ZM222 22H223V24H222ZM225 22L227 23V24H225ZM231 22V23H230ZM252 22H254V25L253 24H251ZM40 23V22H39ZM156 23V24H155ZM161 23V24H160ZM165 23V24H164ZM202 23V24H201ZM203 23H205V25H203ZM221 23V24H220ZM245 23H246V25H245ZM40 24H42V23H40ZM37 25V24H35V26L34 25H29V29L27 28V26H25L28 30H30V29H34V31H35V28H37L36 29V31L38 30L39 31V33L42 31V28H41V26L42 25ZM84 24V25H83ZM99 24V25H98ZM164 24V25H163ZM206 24H208V26H209V28L208 27H206L207 25ZM211 24V25H210ZM225 24V25H224ZM239 24V25H240ZM257 24H259V25H257ZM37 25V26H36ZM154 25V26H153ZM156 25V26H155ZM159 25H161V27L159 26ZM168 25L170 26L169 28H168ZM204 26V28H203V26ZM223 25L225 26V27H223ZM249 25H250V27H249ZM253 25V26H252ZM39 26H40V28H39ZM82 26V27H81ZM128 26H130V27H127L126 29H124V31L122 32L124 35V37H126L127 39H128V37L129 38H131V37H133V40H134V38L135 37H137L138 35H139V33H138V31L140 32V34H141V32H143V31H145V30H139V29H135L136 28V26H135V28L131 25V24H128ZM152 26H153V28H152ZM164 26L165 27H167V28H165V29H167L168 31H165V29H163L164 28ZM191 26H192V29H191ZM196 26V28L195 29H193L194 27ZM202 27V30L200 29V27ZM210 26L213 28H210ZM245 26V27H244ZM250 28V30L252 31V33H251V31H250V33L248 32V30H249V28ZM254 26H256V27H254ZM32 27H35V28H32ZM81 27V28H80ZM149 27H151V28H149ZM161 28V29H159V28ZM199 27V28H198ZM223 27V28H222ZM254 27V28H253ZM88 28V29H87ZM93 28V29H92ZM134 28V29H133ZM156 28V29H155ZM171 28H173V29H171ZM244 28L247 30V28H248V30L246 31V30H244ZM23 31H27V29L25 30V28L23 27ZM40 29V30H39ZM128 29V30H127ZM152 29H153V32H152ZM157 29H159V33L161 32H163V31H165V32H168L169 33V31L171 30L172 32H173V34H174V36H172V34H168V33H165V32H163L164 33V35L167 37V36H169V40H167L166 38H165V36L163 37V34H158L157 32L158 31H156ZM163 29V30H162ZM170 29V30H169ZM179 30L178 32L176 31V30ZM197 29V30H196ZM205 29H206V31H205ZM208 29H210V31H209V33H208ZM215 29H217V30H215ZM244 30L243 31V33H241V31L242 30ZM174 30V31H173ZM195 30L198 32L199 30V32L201 33V32H203V33H201V35H200V33H198L197 34V36H196V33L197 32H195ZM205 32H204V31ZM237 32H236V31ZM241 30V31H240ZM30 31H32V30H30ZM33 32V33H31V32H28V34L29 33H31V34H34V33H38V31L37 32ZM91 31V32H90ZM126 31V32H125ZM128 31V32H127ZM132 31L133 32H135V34L133 35V36H131L132 35ZM155 31H156V33L158 34V37L156 36L157 34H154L153 35V33H155ZM170 31V32H171ZM176 31V32H175ZM213 31H214V33H213ZM216 31V32H215ZM218 31V32H217ZM240 31V32H239ZM263 31H260V32H263ZM70 32V33H69ZM84 32H85V34H84ZM137 32V33H136ZM182 32V33H181ZM195 32V33H194ZM234 32H236L235 34H234ZM241 33V35H239V33ZM246 32H248L249 33V37L247 36L248 35V33H246ZM68 33H69V36H68ZM72 33H74L75 34V36H74V34L72 35ZM131 33V34H130ZM178 33V34H177ZM179 33H181V34H179ZM212 33V34H211ZM216 33L218 34V35H216ZM246 35H245V34ZM78 34V35H77ZM89 34H90V36H89ZM130 34V35H129ZM138 34V35H137ZM167 34V35H166ZM203 34V35H202ZM206 34H208V36L206 35ZM234 34V35H233ZM242 34H244V35H242ZM262 34V33H261ZM77 35V36H76ZM86 35H87V37H86ZM128 37H127V36ZM148 35V36H149ZM210 35H212V36H210ZM219 35H220V37H222L223 39L225 38L226 40H220L221 38H219ZM232 35V36H231ZM251 35V36H250ZM263 35H264V32H263ZM72 36H74L73 38H72ZM79 36V37H78ZM155 36L157 37V38H155ZM171 36H172V38H171ZM179 36V37H178ZM214 36V37H213ZM230 36V38H228ZM68 39H67V38ZM84 37V39H82ZM150 37V36H149ZM173 37H175V39L173 38ZM177 37V38H176ZM204 37H206L205 39H204ZM209 37H211L212 38V40H210L211 38H209ZM254 37H256V38H254ZM164 38V39H163ZM171 38V39H170ZM179 38V39H178ZM208 38V39H207ZM214 38H215V40H214ZM228 38V39H227ZM151 39H152V37H151ZM181 39V40H180ZM218 39V41H216ZM253 39V40H252ZM255 39V40H254ZM258 39H260V40H258ZM264 39V38H263ZM131 40H132V38H131ZM158 40V41H157ZM160 40V41H159ZM164 40H167V42L165 43L164 42ZM170 40H172V41H170ZM174 40V41H173ZM83 41V42H82ZM162 41H163V43H162ZM178 43V41H179V43L177 44L176 42ZM183 41V42H182ZM209 42V43H206V42ZM224 41H226V42H224ZM261 41V42H260ZM86 42V43H87ZM169 42H170V44H169ZM176 43V44H174V43ZM180 42H182L184 45H180L181 43ZM220 42H222V43H220ZM254 42V43H253ZM255 42H256V44H255ZM262 42H263V44H262ZM173 43V44H172ZM215 43H216V45H215ZM224 43H226L225 45H224ZM234 43H235V45H236V48H234L235 47V45H234ZM258 43V44H257ZM63 44H65V45H63ZM166 44H168L167 46H166ZM208 44V45H207ZM220 44V45H219ZM223 44V45H222ZM254 44H255V48H256V45L257 46H259V47H257L256 49H254V50H252L254 47ZM263 46L262 47V50H261V45ZM171 45H172V47L175 49H173V48H171ZM176 45V46H175ZM213 45H214V47L215 48H213ZM222 45V46H221ZM230 45H233L234 47L232 48V46L231 47H229ZM62 46H61V48H62ZM164 46H166V47H164ZM178 46V47H177ZM179 46H181V47H179ZM218 46H220V47H218ZM225 46H227V48L225 47ZM162 47H164V48H162ZM184 47H186V48H184ZM204 47V48H203ZM223 47H225V49L223 50L222 48ZM176 48H177V50H176ZM219 50V51H217V52H215V50H217V49ZM221 48V49H220ZM229 48V49H228ZM244 49V52H242V50ZM261 50H259V49ZM164 49V50H163ZM183 49H186V52L183 50ZM236 49V50H235ZM238 49V50H237ZM61 50H63V49H61ZM161 52H160V51ZM165 50H167V51H169V52H167V51H165ZM174 50V51H173ZM180 50L181 51H183V52H180ZM207 50V51H206ZM226 50V51H225ZM256 50V52H254ZM259 50V51H258ZM164 51V52H163ZM170 51H172V53L170 52ZM178 51V52H177ZM203 51V52H202ZM224 51V53H222ZM228 51V52H227ZM259 53H262V54H259ZM160 52V53H159ZM166 52H167V54H166ZM173 52H176V53H173ZM219 52V53H218ZM225 52H227L228 53V55H227V53H225ZM238 52H242V53H244V54H242V53H238ZM168 53H170V54H168ZM178 53H179V56H180V58H179V56H178ZM184 53V54H183ZM187 55H186V54ZM189 53V54H188ZM222 55H224V56H226V58L224 57V56H221V54ZM248 53V54H247ZM255 53H257V55L259 54V56L260 57H258ZM173 54V56H171ZM174 54H176V55H174ZM181 54H183V56L181 55ZM237 54H241V55H237ZM164 55V56H163ZM165 55H166V57H165ZM188 55H190V58H189V56ZM220 55V56H219ZM237 55V56H236ZM242 55H244V56H242ZM246 55V56H245ZM163 56V57H162ZM176 56V57H175ZM185 56H186V58H185ZM192 56V57H191ZM238 56L241 58V56H242V58H246V59H240V58H238ZM253 57V56H255V58L253 57V58H250V57ZM165 57V58H164ZM171 57H173V58H171ZM178 57V58H177ZM184 57V58H183ZM219 57V58H218ZM222 59H221V58ZM224 57V58H223ZM175 58V59H174ZM234 58H238L237 60H234ZM257 58V60H255ZM260 58V59H259ZM181 59V60H180ZM220 59V60H219ZM225 59V60H224ZM233 59V61H234V63H233V61H231V60ZM240 59V60H239ZM250 59V60H249ZM173 60H176L175 62H177L176 64H175V66H176V70L175 69H173V68H171V67H173L174 66V61ZM183 60V61H182ZM186 60V61H185ZM192 61L191 63L189 62V61ZM219 60V61H218ZM221 60H223V61H221ZM239 60V61H238ZM244 60V61H243ZM180 61V62H179ZM195 61V62H194ZM231 62V63H229V62ZM247 61V62H246ZM182 62H185V63H182ZM188 62H189V64L191 65H189L188 64ZM219 62V63H218ZM225 62V63H224ZM236 62V63H235ZM239 62L240 63H242L243 62V65L242 64H239ZM246 62V63H245ZM169 63V64H168ZM173 63V64H172ZM194 63V64H193ZM220 63H222L221 65L223 66H221L220 65ZM237 63L239 64V65H237ZM245 63V64H244ZM259 63V64H258ZM168 64V65H167ZM188 64V65H187ZM196 64H197V67H196ZM217 64H219V65H217ZM229 64H231V66H232V68H233V70L231 69V67L230 66H228ZM234 64H236V66L234 65ZM252 64V65H251ZM263 64V65H262ZM173 65V66H172ZM179 65V66H178ZM184 65H186L185 66V69L188 67V68H190V67H192V68H190L191 70H193V71H196L197 73H199V75H201L203 78H204V81H202V82H196V81H194L193 79H192V83H191V81H190V79H188V78H190V77H188V76H186L187 78H185V76L183 77V75H180L181 74V71H182V69L184 70ZM225 65V66H224ZM166 66V67H165ZM174 66V67H175ZM181 66H183V68L181 67ZM197 69H193L194 67ZM221 66V67H220ZM228 68H227V67ZM258 66V67H257ZM262 66V67H261ZM217 67H218V69H217ZM229 67H230V71L228 72V69H229ZM253 67H254V69H253ZM220 68H222V69H220ZM226 70H225V69ZM256 68H257V70H256ZM262 68V69H261ZM171 69V70H170ZM224 69V70H223ZM247 69V70H246ZM253 69V70H252ZM261 69V70H260ZM174 70H175V73H177V74H175L174 73ZM181 70V71H180ZM199 70V71H198ZM200 70L201 71H203V72H205V73H203V72H201L200 73ZM217 71V73L216 72H214V71ZM218 70L220 71H223V72H218ZM244 70V71H243ZM170 71V72H169ZM208 71V72H207ZM210 71V72H209ZM232 71V72H231ZM259 71H257V72H259ZM212 72H214V73H212ZM225 72H227V73H229V74H227V73H225ZM256 72V74L259 76V74ZM169 73V74H168ZM210 73H212V74H210ZM232 73V74H231ZM175 74V75H174ZM205 74V75H204ZM209 74V75H208ZM229 76V77H227V75ZM230 74H231V76H230ZM169 75V76H168ZM177 75V76H176ZM215 75V76H214ZM168 76V77H167ZM170 76H173L172 78H173V80L170 78ZM174 76H175V80H174ZM178 76H180V77H178ZM208 76V77H207ZM211 78H210V77ZM225 76H226V78H227V80H220V79H224L225 78ZM179 79H178V78ZM214 77V78H213ZM217 79H216V78ZM234 78V79H232V78ZM168 80H167V79ZM177 78V79H176ZM181 78H183V80L181 79ZM206 78V79H205ZM209 78V79H208ZM225 78V79H226ZM228 78L230 79V80H228ZM123 79V80H122ZM181 79V80H180ZM186 79V80H185ZM213 79V80H212ZM219 79V80H218ZM108 80H109V82H108ZM185 80V81H184ZM187 80H189V82L187 81ZM206 80V81H205ZM231 80H234V81H231ZM166 81V82H165ZM172 81V82H171ZM175 81V83H173ZM220 81H221V83H220ZM224 81H225V83L226 82H228V83H226L227 84V86L225 85V83H224ZM111 82V83H110ZM164 82L167 84V86L164 84ZM168 82V83H167ZM171 82V83H170ZM184 82V83H183ZM186 82V83H185ZM207 82H209L208 84H207ZM235 82V83H234ZM170 83V84H169ZM182 83H183V86H182ZM189 83H191V84H189ZM194 83H196V85L194 84ZM197 83L201 86V88L199 87V85L197 86ZM203 83V84H202ZM207 84V85H205V84ZM213 83H215V84H213ZM223 83H224V85H225V87L223 86ZM230 83H232L233 84V86H234V88H233V86L232 85H230ZM118 84V85H117ZM162 84H164V86L166 87H163V85ZM180 84H181V86H180ZM202 84V85H201ZM212 84H213V86H212ZM222 84V86H220ZM236 84V85H235ZM125 85H127V86H125ZM160 85H162V87L160 86ZM171 85V86H170ZM211 85V86H210ZM229 85V86H228ZM121 86H122V89H121ZM195 86V87H194ZM241 86V87H240ZM124 87V88H123ZM161 87V88H160ZM167 87H168V89L169 90H167ZM199 87V88H198ZM219 87V88H218ZM228 87V88H227ZM230 87H232L233 88V90H230V89H232V88H230ZM237 87H238V89H237ZM243 87H244V85H243ZM127 88V89H126ZM163 88H165V92H163L162 93V89ZM181 88V89H180ZM184 88V89H183ZM209 88V89H208ZM215 90H214V89ZM223 88V89H222ZM225 88V89H224ZM227 88V89H226ZM240 88V89H239ZM156 89V90H155ZM161 90V91H160ZM178 90H179V92H178ZM210 90H213V93H212V91H210ZM217 90V91H216ZM219 90V91H218ZM246 90H247V87H246ZM249 90V89H248ZM152 91V92H151ZM164 91V90H163ZM191 91V92H190ZM206 91V92H205ZM215 91H216V93H215ZM242 91V92H241ZM208 92H209V94H210V96H209V94H208ZM161 95H160V94ZM179 93V94H178ZM202 93H204L205 95L203 96V94ZM207 93V94H206ZM232 93V94H231ZM159 94V96H157ZM195 96H194V95ZM197 94V95H196ZM264 90H263V92L262 93H260V96L258 97H256V95H251V96H255V98H253V97H251L249 94H248V97H251V98H249V99H251V101H253L254 103H258L257 105L256 104H254V105H256V107L259 105V106H261V107H257V108H259V109H257V111L258 110H261V112L264 114V99H263V97H264ZM163 95H164V97H163ZM166 95V96H165ZM237 95V96H236ZM127 96V97H128ZM162 96V97H161ZM182 96H184V99H183V97ZM186 96V97H185ZM204 98H203V97ZM213 96V97H212ZM236 98H235V97ZM135 97V98H134ZM156 97V98H155ZM157 97L159 98L158 100H157V102H156V99H157ZM201 97V98H200ZM205 97H207L206 99H207V101H205ZM132 98V99H131ZM165 98V99H164ZM202 98L204 99V100H202ZM208 98L210 99V98H214L213 100L214 101H212L213 102V104H214V102L216 103V104H218L219 106H217L216 107V104H215V107L217 108H215L214 107V105H212V102H210V100H208ZM253 98V99H252ZM134 99H135V104L133 105V103H134ZM184 101H182V100ZM211 99V100H212ZM260 99V100H259ZM192 100V101H191ZM257 100V101H256ZM133 101V102H132ZM180 101V102H179ZM197 101V102H196ZM203 101V102H202ZM205 101V102H204ZM263 101V102H262ZM144 102V101H143ZM185 102H187V103H185ZM208 102V103H207ZM211 103V105H210V103ZM163 103V104H162ZM184 103V104H183ZM205 105H204V104ZM262 103V104H261ZM144 104V105H143ZM187 104H188V106H187ZM190 104V105H189ZM198 104V105H197ZM143 105V106H142ZM173 105V106H172ZM194 105V106H193ZM207 105V106H206ZM136 106V107H135ZM138 106V107H137ZM161 106V107H160ZM195 106L197 107V109L195 108ZM199 106V107H198ZM201 106H202V108H201ZM213 106V108L211 109V107ZM193 107H194V109H195V112H193ZM204 107H206L207 109H205ZM219 107V108H218ZM225 108V110H226V112H225V110L223 111V108ZM256 107L254 106V108L256 109ZM263 107V108H262ZM137 108V109H136ZM174 108H175V110H174ZM188 108V109H187ZM204 108V109H203ZM261 108V109H260ZM146 109L148 110V112L146 111ZM156 109H159V111H157ZM216 109V110H215ZM197 110V111H196ZM212 110V111H211ZM228 110V111H227ZM141 111H142V114H141ZM145 111H146V113H145ZM156 111H157V113H156ZM174 111V112H173ZM182 111V112H181ZM216 111V112H215ZM223 111V113H221ZM144 112V113H143ZM154 112H155V115H154ZM159 112V113H158ZM181 112V113H180ZM203 112H205V113H203ZM212 112H213V114L214 115H216V116H214L213 114H212ZM228 112V113H227ZM247 111H245V112H243L242 113V117H241V119H245V116H247L248 114H249V110H248V113H246ZM197 113V114H196ZM202 113V114H201ZM216 113V114H215ZM225 113H227L228 115H229V117H226V116H224V115H226ZM157 114V115H156ZM175 114H176V116H175ZM194 114V115H193ZM196 114V115H195ZM151 115H152V117H154L153 119H151L152 117H151ZM182 115V116H181ZM185 115V117L183 118V116ZM212 117H214V118H212ZM227 115V116H228ZM158 116V117H157ZM177 116H178V118H177ZM188 116V117H187ZM149 117V118H148ZM177 119H176V118ZM180 117H182V118H180ZM156 118H158V119H156ZM173 118V119H172ZM185 118H187V119H185ZM230 118V119H229ZM232 118V119H231ZM146 121H145V120ZM176 119V120H175ZM181 119V121H180V123H179V120ZM213 119V120H212ZM228 119H229V121H228ZM152 120V121H151ZM173 120V121H172ZM230 120L232 121V123L230 122ZM149 121V122H148ZM152 123H151V122ZM186 121L188 122V121H190V122H188V123H186ZM224 121H226V123H224ZM182 122V123H181ZM205 123V124H203V123ZM219 122V123H218ZM227 122L229 123L230 122V124H227ZM176 123V124H175ZM185 123V124H184ZM208 123L210 124V123H213L211 126L210 125H208ZM216 123V124H215ZM244 123H246V121L244 122ZM178 124V125H177ZM181 124H182V126H181ZM223 124V125H222ZM227 124V125H226ZM239 124V125H238ZM174 125V126H173ZM177 125V126H176ZM184 125H186L185 126V128L183 127ZM195 125V126H194ZM201 125H202V127H201ZM215 125H217V128H215L214 129V127H215ZM230 125V126H229ZM179 126V127H178ZM223 127V129H225V130H223L222 129V127ZM225 126V127H224ZM208 127V128H207ZM211 127V128H210ZM220 127V128H219ZM228 127V128H227ZM178 128H180V129H178ZM192 128H195L194 130L192 129ZM202 128H204L203 130H202ZM226 128H227V130H226ZM184 129V130H183ZM188 129H190L188 132L186 131V130ZM212 129V130H211ZM182 130H183V132H182ZM192 130V131H191ZM214 130H216V131H214ZM177 131V133H175V132ZM186 131V132H185ZM195 131V132H194ZM196 131H197V133H196ZM201 131V132H200ZM209 131H211V132H209ZM180 132V133H179ZM193 132V133H192ZM200 132V134L198 135V133ZM224 132V133H223ZM187 133V134H186ZM223 133V134H222ZM189 134V135H188ZM208 134V135H207ZM197 137V139L195 138V139H193L194 137ZM199 136V137H198ZM212 137V138H211ZM174 138V139H173ZM200 140H199V139ZM229 138V139H228ZM212 139H214V141H212ZM198 140V141H197ZM215 140H217V141H215ZM243 140V141H242ZM242 140H240V141H238V143L240 144V145H242L241 143H243V145H244V143H245V140L244 139H242ZM223 141H225L224 143H223ZM209 142V143H208ZM212 142V143H211ZM213 142L215 143V144H213ZM241 142V143H240ZM217 143V144H216ZM226 143V144H227ZM237 143V142H236ZM237 143V144H238ZM210 144V145H209ZM211 144H212V146H211ZM234 144V143H233ZM167 145V147H169ZM234 145H236V144H234ZM242 145V146H243ZM220 146V145H219ZM205 148H206V150H205ZM216 149V150H215ZM249 150V149H248ZM206 151V152H205ZM216 151L219 153V155H218V153L216 154ZM250 151H252V150H250ZM255 151H257V152H259L258 154L256 153L255 154ZM210 152V153H209ZM3 152L1 151V154H2ZM262 153H264V152H262ZM0 154V156H2ZM214 156V157H213ZM217 156V158H215ZM221 156H222V158H221ZM263 156V157H262ZM250 157V158H251ZM221 158V159H220ZM218 159V160H217ZM217 160V161H216ZM263 160V161H262ZM256 161V162H255ZM259 161V162H258ZM255 162V163H254ZM258 162V163H257ZM218 164H220V165H218ZM222 167V168H221ZM261 167V168H260ZM220 168V169H219ZM219 169V170H218ZM261 169V171H259V170ZM248 171H251V169H248ZM150 173H153V172H150L149 171V173L148 172H145V174H147V176H148V174H150ZM260 173V174H259ZM222 176H221V175ZM251 174H252V176H253V178H252V176H251ZM152 176H153V174H151ZM150 175V176H151ZM258 177H257V176ZM146 176V175H145ZM150 176H148L147 178L149 179L150 178ZM248 178V181H252L251 183H253V184H251L250 182V184L248 183V181L246 182V180H245V178ZM262 177V178H261ZM255 178V179H254ZM257 178V179H256ZM260 178V179H259ZM217 180H219V181H217ZM233 182H232V181ZM253 180H255V181H253ZM257 180V181H256ZM260 180V181H259ZM254 182H255V185L257 184L258 186H259V191H258V188H256L257 189V192L255 193V194H252L251 192H250V190H252L253 191V186L252 185H254ZM246 183H247V186H245L246 185ZM261 183V184H260ZM244 185V186H241V185ZM260 184V185H259ZM250 185V186H249ZM257 185H256V187H257ZM262 185V186H261ZM148 186L149 187H151L152 188V191H154V189H153V187L151 186V184L149 183V182H147V183H145L143 186H142V188H141V190L139 191L141 194L140 195H143V196H146V195H148L149 194V192L151 191L150 189L151 188H149L148 189ZM249 186V187H248ZM261 186V187H260ZM216 187V188H215ZM220 187H222V188H220ZM239 187H241V189L239 190V193L240 194H237L238 192H236V191H238V190H236V189H239ZM252 189H251V188ZM224 188V189H223ZM235 188V190H233ZM244 188V189H243ZM264 188V187H263ZM219 189H221L220 190V192H219ZM245 190L244 192H248V194H246V193H244L243 192V190ZM242 190V191H241ZM248 190V191H247ZM147 191V192H146ZM149 191V192H148ZM151 191V192H152ZM14 192V193H13ZM16 191H2L1 192V190H0V196H2V197H5V198H2V197H0L1 199H0V238H1V240H4V238H5V240L4 241H1V243H0V264H16L17 262H18V264H31L33 261V263L35 264V262H36V264H43V263H45L46 261H48L50 258H51V254L50 253H52V251L53 250H56V252L58 251V254L60 255L61 254V256L63 255V254H65L64 255V257L62 258L61 256V259H63V260H61V264H72L71 263V261H68V260H72V262H73V264H118L119 263V261H120V264H197L198 263V261H201L202 260V257H204V254H205V252H204V248L202 247V246H200V248L197 246V245H195V244H190L189 243V245H188V243H186L188 246H185L184 244H182V245H178L177 246V244H176V248H175V244L174 243H172V242H170V239L171 238H174V235H172L173 233H171L170 231H161V230H159V232H158V229L156 230L157 231V234H156V237L159 239H157L156 237L155 238H153V239H145L144 238V232H146V229L144 228L145 227V225H143L142 223L143 222H141V220H146L147 221V223H148V225H149V227H151V228H153V229H156L155 228V224L157 225V223L155 222L154 223V221H152L150 218H149V216H150V213H152L151 214V216L152 215H161V214H158L157 213V210L156 209H154V208H152L151 209V207L147 204H145L144 202H143V199H138V201H137V203H135L133 206H131L132 208H131V210L130 211H132L133 212V208H134V212H133V215L131 214V212L129 213V214H126L125 215V220H126V224L127 225H130L132 222L133 223H136L137 221H140L141 222V231L139 230L138 232H137V234H138V237H139V240L141 241H139V242H137V244L135 243V242H133V240H132V236L130 235V234H132L133 235V231L131 232V229L129 228V230H130V232H128L129 230L128 229H126L125 230V226H124V224H122V228L120 227L119 228V230H121V231H119L118 230V232H116V234L117 235H114V231H115V229H113V227H111V226H107V227H103L102 228V230H101V228L98 230V231H95V232H92V233H87V232H84V230H83V233L84 234H82V235H86V236H83V239L85 240H91L92 242H93V246H92V248H96V247H98L99 245H100V247H98V248H96V249H99V250H97V252H96V249H90L89 251H87V250H84L82 247L80 248V245H78L77 243L75 244H72L71 243V246H68V247H66V248H64V250L62 251L61 249H63V247H61L60 248V246H57V247H55L56 245H54L53 244V241H51V240H49L50 241V243L49 242H47L46 241V239L44 240H42V238L40 237L39 239H36V235H35V238L32 236V234L33 233H35V232H37V231H39V230H41V232L39 231L38 232V234H42V230H46L47 228H48V225H53V226H57L58 225V223H59V225H62V224H64V222H66L65 224H67L68 223V221L71 219H73V217L72 216H74L71 212H72V210L74 211V214H75V207H74V204L72 203V202H70V201H66L67 203L65 204H62L64 201L63 200H60L59 199V202H58V198H51V199H45V197L44 196H46V194L44 195V192L42 193L41 192V194L40 193H38L39 194V196L41 197V198H44V199H41L40 197H39V201H41V200H43V201H41V203L39 202V201H37V199H38V197H37V195L38 194H29V193H27V191H24L25 193L24 194H22L23 192L22 191H20V192H22V193H20V192H16ZM242 192H243V194H245V196L244 195H242ZM260 192V193H259ZM3 193H5V194H3ZM7 193H9L8 195H6ZM146 193H148V194H146ZM224 193V195H222ZM232 193H233V196L235 195L236 196V198L238 199V200H236V199H234L235 198V196L233 197L232 196ZM258 193V194H257ZM2 194V195H1ZM12 194V195H11ZM17 194H19V195H17ZM21 194V195H20ZM231 194V195H230ZM4 195V196H3ZM9 195H10V197H9ZM16 195V196H15ZM22 195H24V197H22V198H20ZM28 195V197H27V199H29L30 198V201H31V199L33 200V201H31V203H30V201L29 200H25L26 199V196ZM30 195L32 196H35V197H30ZM221 195H222V197H221ZM238 195V196H237ZM242 195V196H241ZM250 195V196H249ZM257 196L258 197V199H257V197H255V196ZM11 196H13V197H11ZM43 196V197H42ZM230 196V197H229ZM247 196V197H246ZM251 196H253V197H251ZM15 197H16V200H15ZM18 197H19V199H18ZM221 199H219V198ZM245 197V198H244ZM251 197V198H250ZM7 198V199H6ZM9 198V199H8ZM35 198V199H34ZM218 198V199H217ZM241 198V199H240ZM250 198V199H249ZM255 198V199H254ZM261 198L263 199V200H261ZM3 199V200H2ZM11 199V200H10ZM53 199V200H52ZM232 199V200H231ZM249 199V202L248 201H246V200H248ZM15 200V201H14ZM21 201V202H23V200L24 201H26V202H28V204H26V202H23L22 204H18V203H20V202H17V201ZM54 200H56V202L54 201ZM214 200V201H213ZM215 200H216V202H215ZM231 200V201H230ZM234 200H236L235 202H234ZM252 200L255 202L254 204H252L251 202H252ZM255 200H257V201H255ZM259 200V201H258ZM2 201V202H1ZM34 201H35V203H37L38 205H39V207L40 208H43V209H45V211L43 210V209H40L38 206L37 207H35L37 204H35V206H34ZM50 201V202H49ZM63 201V202H62ZM241 201V202H240ZM251 201V202H250ZM8 202V203H7ZM14 202H15V204H14ZM42 202H43V204H42ZM68 202H70L69 204H68ZM215 202V203H214ZM217 202H218V206H217ZM222 202V203H221ZM239 202H240V204H239ZM242 202H244V203H242ZM247 202V203H246ZM257 202H259V205H258V203ZM48 203V204H47ZM51 203H53L52 205L55 207V205L57 206V204H60V205H58L59 207L57 208V207H52V205H51ZM260 203H262V205H260ZM8 204V205H7ZM18 204V205H17ZM41 204V205H40ZM45 204L46 205H48V206H45ZM73 206V208H72V206ZM236 204V205H235ZM239 204V206L241 205V206H244V207H239V206H237ZM256 204V205H255ZM10 205V206H9ZM61 205H64L63 207L61 206ZM68 205V206H67ZM135 205L137 206V207H135ZM211 205V206H210ZM213 205V206H212ZM223 205V206H222ZM233 205H235V207L233 206ZM18 206V207H17ZM20 206V207H19ZM32 206V207H31ZM51 206V207H50ZM145 206H147V208H145ZM203 206V207H202ZM210 206V208H208ZM248 207L247 209H246V207ZM253 206H256V208H254ZM258 206V207H257ZM260 206V207H259ZM17 209H16V208ZM26 207V208H25ZM34 207V209H32V210H35V211H37V213L35 212V214H34V212H31V211H29L31 208H33ZM67 207V208H66ZM150 207V208H149ZM211 207H214V208H211ZM15 208V209H14ZM30 208V209H29ZM36 208V209H35ZM38 208V209H37ZM48 208H49V210H51L50 212H49V210H48ZM61 208L63 209V211L61 210ZM65 208V209H64ZM68 208H71V209H68ZM145 208V209H144ZM149 208V209H148ZM203 208V209H202ZM222 208H224V209H222ZM238 208H239V210H238ZM245 208V209H244ZM249 208H251V209H249ZM254 208V209H253ZM261 208V210H262V212H261V210H259ZM3 209H5V213H4V210ZM19 209V210H18ZM23 209H26L27 210V212H25ZM52 209H53V211H52ZM54 209H55V214L57 213V209H58V213H60V215L57 213V215H59L58 216V218L57 217H54L53 218V216L55 215V214H51V212H54ZM68 209V210H67ZM136 209V210H135ZM146 209H147V211H146ZM201 209V210H200ZM205 209V210H204ZM220 209V210H219ZM243 209H244V211H243ZM249 209V210H248ZM16 210V211H15ZM38 210H42L41 211V213H40V211L38 212ZM64 210L66 211V214L67 215H69V213H70V215H71V217L70 216H68L67 217V215H66V217L64 216V218L63 217H61V216H63L62 214H64L65 215V212H64ZM71 210V211H70ZM203 210V211H202ZM247 210L249 211V212H247ZM255 210V212H253ZM1 211H3V213L1 212ZM47 211V212H46ZM68 211H70L69 213H68ZM150 211H152V212H150ZM201 211V212H200ZM250 211H251V213L252 214H250L249 215V213H250ZM261 212V214L263 213V217L261 216V215H259L258 213H260ZM13 212H14V216H13ZM17 212H18V214H17ZM24 212V213H23ZM28 212H30L29 214H28ZM46 212V213H45ZM50 213V215H49V217H48V215L46 216V214L47 213ZM63 212V213H62ZM137 212V213H136ZM150 212V213H149ZM258 212V213H257ZM48 213V214H49ZM62 213V214H61ZM135 213V214H134ZM246 213H248L247 215L248 216H246L245 214ZM258 214V216H256L257 214ZM3 214V215H2ZM11 214V215H10ZM21 214V215H20ZM27 216H26V215ZM32 214H34L36 217L37 216H39L40 214V216L38 217V219L35 217L34 218V215H32ZM37 214V215H36ZM45 214V215H44ZM131 214V215H130ZM146 214H148V215H146ZM172 214V215H171ZM171 214H169L170 216H165L166 218H164V221L166 222V221H171V222H177V224H178V222L180 223V221H183L182 219L183 218H185V217H182L181 218V216H180V213H177V214H179V215H177L176 214V212L174 211V212H172ZM176 216H175V215ZM15 215H16V218H15V220L14 221H18V222H20L22 219V223H25L24 225L23 224H21V222L18 224V226L16 227V222H14L13 220H11V221H13L14 222V224L12 223V225H11V222H10V220L8 219V216L10 217V216H12V217H10V219L12 218V219H14V217H15ZM17 215H18V218H17ZM28 215H30V217H28ZM31 215H32V217H31ZM57 215H55V216H57ZM174 215V216H173ZM253 217H252V216ZM5 218V220L7 219V220H9V223L10 224H7L8 222L6 221L5 222V220H4V218ZM21 216V217H20ZM25 216V217H24ZM130 216V217H129ZM148 216V217H147ZM172 216V217H171ZM178 216H179V218H178ZM251 218H250V217ZM260 216V217H259ZM7 217V218H6ZM23 217V218H22ZM26 217H28V218H30V220H27V218ZM42 217V218H41ZM44 217L46 218V217H48L49 219H50V217H51V220H52V218H53V220L52 221H50L48 218H46L47 219V221H49V222H47V224L48 225H46V222H44V225L42 226V227H39L40 225H41V223H42V221H45V219H44ZM135 217V218H134ZM161 218H162V216H160ZM168 217H169V219H168ZM256 219H255V218ZM262 217V218H261ZM25 218V219H24ZM33 218V219H32ZM59 218H62L63 220H61V219H59ZM129 218V219H128ZM137 218V219H136ZM257 218H258V220H257ZM259 218H261V219H259ZM17 219V220H16ZM19 219V220H18ZM35 219H37V221L35 220ZM60 220L61 221V224H60V222H57V223H55V220ZM132 219V220H131ZM173 219H174V221H173ZM176 219V220H175ZM178 219V220H177ZM254 219V220H253ZM263 219V220H262ZM25 220V221H24ZM27 220V221H26ZM32 220V221H31ZM39 220H42L41 222L39 221ZM66 220H68V221H66ZM70 220V221H71ZM260 220H261V222H260ZM4 223V224H1L2 222ZM24 221V222H23ZM28 221H30V226H27V227H25L26 225H28ZM35 221V222H34ZM54 221V222H53ZM63 221V222H62ZM69 221V222H70ZM129 221V222H128ZM151 221V222H150ZM184 221H186V219H184ZM243 221V222H242ZM245 221V222H244ZM246 221H247V223H246ZM252 221V222H251ZM17 222V223H18ZM36 222H37V224H36ZM39 222V223H38ZM7 224V227L8 228H6V229H4L5 227H6V224ZM27 223V224H26ZM53 223H55V224H53ZM130 223V224H129ZM154 224V225H152V224ZM246 223V224H245ZM254 223V224H253ZM259 223V226H260V229L258 228L259 226L258 225H256V224H258ZM37 225V226H33L32 228H31V226L32 225ZM43 224V223H42ZM64 224V225H65ZM229 224V225H228ZM250 224V226H248ZM9 225H10V227H9ZM224 225H225V229H224ZM247 226V228H250V230H253V233L254 234H250V233H252L250 230H248L247 228H246V226ZM252 225V226H251ZM256 225V226H255ZM13 226V228H11ZM22 226V227H21ZM47 226V227H46ZM229 226V227H228ZM231 226V227H230ZM245 226V228H243ZM253 226H255V227H257L256 228V230L258 231H256L255 230V227H253ZM263 226V227H262ZM19 227H21V228H19ZM30 227V228H29ZM35 227H36V229H35ZM43 227H45V228H43ZM262 227V228H261ZM14 231H12L11 229ZM19 228V229H18ZM23 228H24V230H23ZM26 228V229H25ZM39 228V229H38ZM42 228V229H41ZM106 228H108V229H106ZM109 228H110V230H109ZM226 228H228V230H226ZM6 230V231H4V230ZM9 229L12 231H10V233H12V234H10L9 233ZM17 229V230H16ZM29 229V230H28ZM104 229V230H103ZM113 229V230H112ZM243 229H244V231L245 230H247V231H243ZM7 230H8V233H7ZM16 230V231H15ZM32 230V231H31ZM44 230V231H45ZM106 230V231H105ZM109 230V231H108ZM225 230H226V232H225ZM20 233V235H19V233ZM35 231V232H34ZM100 231V232H99ZM104 232V234H103V232ZM114 232L113 233V235H112V233L111 232ZM125 231H127V232H125ZM260 231H262V232H260ZM2 232H4V233H2ZM23 232V233H22ZM30 234H29V233ZM33 232V233H32ZM102 232V233H101ZM142 232V233H141ZM167 232V233H166ZM22 233V234H21ZM98 233V234H97ZM106 233V234H105ZM109 235H108V234ZM111 233V234H110ZM162 233H164V235L161 237L159 234H161L162 235ZM229 233V234H228ZM4 234H6L7 236H4ZM9 234V235H8ZM29 234V236L27 237V235ZM35 234H37V233H35ZM37 234V235H38ZM93 234H96V235H94V238H92L91 236L93 235ZM121 234V236H119V235ZM128 234V236H126ZM169 234H171L170 235V239H169V237L167 236V235H169ZM175 234V233H174ZM248 234V235H247ZM23 235V236H22ZM25 235H26V237H25ZM91 235V236H90ZM100 235H101V237L103 236V238H101L100 237ZM232 235V236H231ZM250 235V236H249ZM2 236H4L3 237V239H2ZM11 237L10 239H9V237ZM16 236V237H15ZM20 238V239H18V237ZM88 236V237H87ZM98 236V237H97ZM104 236H106L105 237V239L106 240H104ZM113 236V237H112ZM116 236H119L118 237V239H117V237ZM142 236V238H140ZM171 236H173V237H171ZM227 236V237H226ZM234 236H237V238L236 237H234ZM247 237V239L248 240H252V242L250 243V241H248V240H246V237ZM249 236V237H248ZM255 236V237H254ZM258 236H260L262 239L260 240V239H258L257 237ZM263 236V237H262ZM25 237V238H24ZM30 237V238H29ZM89 237H91V239L89 238ZM111 238V240H109L110 238ZM120 237H121V239H120ZM125 237V238H124ZM160 237V238H159ZM253 237V238H252ZM259 237V238H260ZM31 239V240H29V239ZM33 238V239H32ZM99 238L101 239V242L99 241ZM107 238H109L108 240H107ZM115 238H116V240H118V241H116L115 240ZM128 238V239H127ZM163 238H164V240H163ZM166 238V239H165ZM235 238V239H234ZM13 239V240H12ZM16 239V240H15ZM24 239V240H23ZM34 239H36V240H34ZM93 239V240H92ZM128 241H126V240ZM131 239V240H130ZM155 239V240H154ZM160 239H161V242H160ZM243 239V240H242ZM257 240V242H256V240ZM7 240V241H6ZM18 240H20L21 241V244L23 243V245H21V244H19L20 243V241H18ZM26 240V241H25ZM32 240H33V242H32ZM119 240H121V241H123V242H119ZM149 240V241H148ZM158 242H157V241ZM235 240V241H234ZM246 240V241H245ZM254 240V241H253ZM10 241V242H9ZM25 243H24V242ZM39 241H41L40 243H39ZM44 241V242H43ZM104 241V242H103ZM111 241V243L113 242L116 246H115V248H114V246H113V248H112V245H111V243L109 244V242ZM114 241H116V242H114ZM142 241H144V242H142ZM170 243H169V242ZM238 241H240V242H242V243H240V242H238ZM260 241V242H259ZM263 241V242H262ZM6 242V243H5ZM12 242H13V245H12ZM15 242H17V243H15ZM26 242H28V243H26ZM29 242H30V244H29ZM35 242H38V244L37 243H35ZM100 242V243H99ZM125 242V243H124ZM128 243V246H127V243ZM129 242H131V244H132V246H130L131 244L129 243ZM147 242V243H146ZM149 242V243H148ZM160 242V243H159ZM254 242V243H253ZM11 245H9V244ZM15 243V244H14ZM34 243V244H33ZM48 245H47V244ZM98 243H99V245H98ZM103 243V245H102V247H101V244ZM106 243V244H105ZM110 245H108V244ZM112 243V244H113ZM149 244V245H147L146 246V244ZM163 243V244H162ZM240 243V244H239ZM263 243V244H262ZM3 244H4V246H3ZM7 244V245H6ZM20 245V247H19V245ZM24 244H28V245H25L24 246ZM33 244V245H32ZM36 244V245H35ZM40 244V245H39ZM44 244V245H43ZM50 244V245H49ZM96 245V247H95V245ZM113 244V245H114ZM118 244V245H117ZM122 244V245H121ZM150 244H152L151 246H150ZM160 244V245H159ZM245 244H247V245H245ZM261 244V245H260ZM29 245H31V246H29ZM52 245H53V247H52ZM106 245H107V248H106ZM119 245H121V246H119ZM125 245V246H124ZM135 245H136V248H135ZM156 245H158V246H156ZM165 245H166V247H165ZM168 245V246H167ZM193 245V246H192ZM252 246V248L253 247H255V248H253V250L251 251V246ZM257 245H260L259 247H260V250H259V247L257 246ZM9 246V247H8ZM17 246V247H16ZM22 246H24V247H22ZM26 246L28 247V248H26ZM35 246V247H34ZM39 246H41V247H39ZM105 246V247H104ZM134 246V247H133ZM149 246V247H148ZM161 246V247H160ZM171 246V247H170ZM172 246H174V248L172 247ZM181 246V247H180ZM182 246H184V247H182ZM190 246V247H189ZM191 246H192V249H191ZM194 246H195V248H194ZM248 246V247H247ZM8 247V248H7ZM33 247L35 248V249H33ZM37 247H39L40 249H38ZM55 247V248H54ZM72 247H76V251H75V248H72ZM104 247V248H103ZM121 247V248H120ZM128 247V248H127ZM134 249H133V248ZM157 247H158V249H157ZM167 247H168V249L169 250H167ZM184 249V250H181L180 249V251H179V249ZM185 247H186V252H185ZM245 247H246V249H245ZM11 248V249H10ZM16 248V249H15ZM17 248H18V250L20 249V248H22L21 250H19V252H18V250H17ZM24 248V249H23ZM42 248L44 249V251L42 250ZM60 248V249H59ZM101 248V249H100ZM106 248V249H105ZM110 248V249H109ZM119 248V249H118ZM142 248V249H141ZM145 248L146 249H148V250H150V251H148V250H145ZM161 248H162V251H161ZM194 248V249H193ZM197 248V249H196ZM248 248H249V250H248ZM4 249V250H3ZM14 249V250H13ZM28 250V253H29V251H30V256H28L29 254L27 253V250ZM31 249H33V250H31ZM48 249V250H47ZM58 249V250H57ZM70 250L71 252V256H73V253H75V252H77L78 253V255H79V257H78V255H77V253H75L74 254V257H72L71 258V256H70V254H68V252H69V250H68V252L66 251V250ZM72 249V250H71ZM77 249H79V251L80 252H78V250ZM103 249H105V250H103ZM123 249H125V250H123ZM152 249V250H151ZM165 249H166V251H165ZM177 249V250H176ZM196 249V250H195ZM198 249H200V250H198ZM203 249V250H202ZM240 249H241V252H240ZM245 250V252L243 251V250ZM16 250H17V253H15L16 252ZM23 250V251H22ZM24 250H26L25 252H24ZM40 250H42V252L43 253H41V251ZM47 250V251H46ZM92 250V251H91ZM102 250V251H101ZM109 250V252L107 253V251ZM116 250V252H114ZM119 250V251H118ZM122 250V251H121ZM127 250V251H126ZM134 250V251H133ZM136 250V251H135ZM141 250V251H140ZM157 250V251H156ZM173 250V251H172ZM174 250H175V252H174ZM189 250H190V252H189ZM247 250V251H246ZM257 250V251H256ZM7 251V252H6ZM22 251V252H21ZM40 251V252H39ZM60 251V252H59ZM66 251V252H65ZM72 251H73V253H72ZM75 251V252H74ZM86 251L88 252V253H86ZM104 251H106L105 253H104ZM144 251L146 252V251H148V252H146V253H144ZM166 252V254H167V256H164V253ZM169 251V252H168ZM200 251V252H199ZM243 251V252H242ZM260 251V252H259ZM5 252V253H4ZM46 252H47V254H46ZM62 252V253H61ZM81 252H84V253H81ZM91 254H90V253ZM95 252V253H94ZM111 252V253H110ZM112 252H113V254H115L116 256H114L113 254H112ZM130 252V253H129ZM132 252V253H131ZM135 252V253H134ZM160 252H161V254H160ZM177 252H179V253H177ZM184 252H185V255H184ZM188 252H189V254H188ZM194 254H192V253ZM202 252V253H201ZM4 253V255L2 256V254ZM9 253V254H8ZM26 253H27V255H26ZM37 253V254H36ZM45 253V254H44ZM94 255H96V256H94ZM98 255H97V254ZM101 253H104V256H102L103 254H101ZM116 253H118V254H116ZM149 253V254H148ZM157 253V254H156ZM169 253V254H168ZM173 253L175 254H177V255H173ZM180 253H181V255L182 256H180ZM183 253V254H182ZM195 253H198V255L197 254H195ZM241 253V254H240ZM245 253H247L248 254V256L250 255V257H248L247 256V254H245ZM257 253H258V255H257ZM262 253V254H261ZM35 254V255H34ZM66 254H68L69 256L68 257H66ZM86 254V257L84 256V255ZM99 254H100V256H101V259H100V256H99ZM112 256H111V255ZM120 254H121V256H120ZM128 254V255H127ZM165 254V255H166ZM170 254H171V257H170ZM186 254H187V256L189 255H193V256H190V257H195V255H196V257H195V261L193 260V258H191L190 259V261H189V256H188V259L186 258L187 256H186ZM201 254V255H200ZM254 254V255H253ZM16 255V256H15ZM18 255V256H17ZM89 257H88V256ZM110 255V256H109ZM123 255H124V257H126V258H124L123 257ZM154 255H156V256H154ZM160 255H162V256H160ZM179 255V256H178ZM231 255V256H230ZM244 257H243V256ZM257 255V256H256ZM24 256V257H23ZM26 256H28V257H26ZM94 256V257H93ZM131 256V257H130ZM137 258H136V257ZM163 256H164V258H163ZM173 256V257H172ZM178 256V257H177ZM201 256V257H200ZM222 256L224 257V261H221L222 260ZM233 256V257H232ZM239 256V257H238ZM240 256H242L243 258H241ZM261 256V257H260ZM5 257H7V258H5ZM12 257V258H11ZM35 257H37V258H35ZM46 257H48V258H46ZM78 257V258H77ZM112 257V258H111ZM144 257V258H143ZM159 257H161V258H159ZM167 257H169V258H167ZM183 257V258H182ZM238 257V258H237ZM257 257V258H256ZM16 258V259H15ZM69 258V259H68ZM83 258V259H82ZM97 258V259H96ZM118 258H120V259H118ZM128 258V259H127ZM129 258H131V259H129ZM134 258V259H133ZM157 258V259H156ZM163 258V259H162ZM171 258H174V259H171ZM180 258V259H179ZM187 259V261H186V259ZM197 258V259H196ZM227 258V259H226ZM230 258H232V259H234V260H232V259H230ZM245 258H246V260H245ZM248 258V259H247ZM258 258H260V259H258ZM2 259V260H1ZM6 259V260H5ZM20 259H22V260H19ZM24 259H27V260H24ZM28 259H30V260H28ZM34 259V260H33ZM41 261H40V260ZM46 259V260H45ZM75 259V260H74ZM80 261H79V260ZM99 259V260H98ZM124 259H125V261H124ZM168 259H171V260H168ZM176 259H178V260H176ZM182 259V260H181ZM221 259V260H220ZM226 259V260H225ZM256 261H255V260ZM13 262H12V261ZM24 260V261H23ZM39 260V261H38ZM91 260V261H90ZM98 260V261H97ZM107 260V261H106ZM110 260V261H109ZM119 260V261H118ZM123 260V261H122ZM180 260V261H179ZM183 260H185V261H183ZM228 260H231V261H228ZM241 260V261H240ZM243 260V261H242ZM245 260V261H244ZM249 260V261H248ZM15 261V262H14ZM17 261V262H16ZM23 261V262H22ZM29 262V263H27V262ZM39 263H38V262ZM68 261V262H67ZM75 261V262H74ZM104 261V262H103ZM116 261V262H115ZM137 261V262H136ZM146 261H148L147 263H146ZM157 261V262H156ZM167 261H169V262H167ZM233 261V262H232ZM235 261V262H234ZM238 261V262H237ZM240 261V262H239ZM262 261V262H261ZM7 262V263H6ZM26 262V263H25ZM85 262V263H84ZM95 262V263H94ZM110 262H112V263H110ZM161 262V263H160ZM177 262V263H176ZM195 262V263H194ZM224 262V263H223ZM232 262V263H231ZM242 262V263H241ZM244 262V263H243ZM254 262V263H253ZM210 263V264H211ZM199 264V263H198Z\"/></svg>",
    "mask_w": 264,
    "mask_h": 264
}]
</instances>
